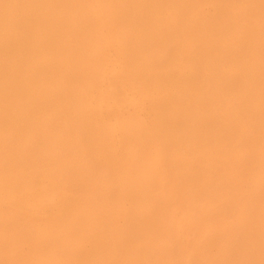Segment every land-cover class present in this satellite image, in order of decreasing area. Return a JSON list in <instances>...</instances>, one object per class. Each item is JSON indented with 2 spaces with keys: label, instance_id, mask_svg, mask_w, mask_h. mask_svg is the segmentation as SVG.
I'll return each instance as SVG.
<instances>
[{
  "label": "rangeland",
  "instance_id": "obj_1",
  "mask_svg": "<svg viewBox=\"0 0 264 264\" xmlns=\"http://www.w3.org/2000/svg\"><path fill=\"white\" fill-rule=\"evenodd\" d=\"M49 1L50 0H47V2H46V0H43L42 3L43 2L48 3V6L44 5V7H46V6L49 7V11H50L49 13L51 14L49 16V18H50V20H51V18H52V20L54 19L53 23L55 24L54 25L55 27H56V24L58 26V28L54 29L56 31V32H54V34L58 33V31H59V34L58 35L55 34V36L57 35V36H59V39L61 38V40H59L60 44H58L57 49L63 47L65 44L69 43V44L65 45L66 47H64L65 48L64 51L61 50L64 48L60 49L61 51H63L62 57L59 56L58 58L57 57H55V58H56V60L58 59V61L60 63L63 62V64H64V62H66L67 64H69L70 67L68 66V68H70V69L72 67L71 66V63H72V65L74 67H72L73 69H71V70L74 71L75 75H77V74L79 75V77L76 76L75 78L79 79L82 77L85 80L79 79V81L78 80L75 81V80H73L74 79L73 78V79L67 81V82H71V83H68L69 87L64 86L65 84L67 85V83H65V82H62V84H60L61 82H59L58 85H60V86L53 85V84H49V85L47 84L48 86L51 85V88L50 87L49 88L52 91L60 88L61 91L63 92V90H66L65 87H67L68 92H66L67 91L66 90L65 91L66 94H69V93H70V95H72L73 93L74 94L70 97V95L69 96L66 95L65 92H63L65 94V95H63V93L60 92V89H58L59 91L56 90V91H58V93L53 91L56 95L59 94L58 95L59 99L56 100L55 105H52V106L47 105L46 109L48 111L46 110V113H44L45 111L43 110V108H42V113L40 110L39 111L37 110L36 113L35 112L30 113L31 117H32V115H34V117L42 116V118H40V119L42 120V122L44 121V123L46 124L47 127L44 126L45 125L44 123H42V124L40 123V125L38 124V126L39 127L42 126L44 128L41 127L40 129H37L38 126L36 127V122H41V120L38 118V121H36V118L30 117V120H29L30 122H32L31 120H33V119H35L33 122H35V121L36 122H35V124L34 123L31 124L29 122L27 127L28 128L32 127L31 131L36 130L34 133L38 132V133H36L37 135L36 134L34 135V133H33V135H32V133H29L28 132L29 130L27 129V127L25 129H27L28 131L27 130H25V131L20 130V131H22V132L24 131V132L28 133V134L25 133L23 135L24 137L35 136L36 139L29 138L28 139L29 141H28L27 137H26L25 141L26 140L27 141L24 142V137H22V132H20L21 136L19 133V136L22 137L23 141L18 138L19 137L18 135L16 136L17 138L13 137L11 135L12 133H10V132L12 131V129L9 132H8V129H5L7 127H3L0 129V159L2 160V163H0L1 164L0 165V183L2 182L0 184V186H1L0 187V222H1L2 218L4 219V217H5V221L8 222L7 225L5 222H3L4 220L0 223V225L3 224L0 226V260H1L0 264H13V263L14 264H20V262H22L21 260L25 261L27 264H30L31 261H32V263L35 262V264H264V138H263L264 137V132H263L264 127L262 129L263 131L260 132L261 129L259 130V128L264 126V124L262 123V122H264V116H263L264 115V106H263L264 103L261 102V100L264 99V97H263L264 96L263 95L264 94V29L262 30V28H264V23H263L264 22V20H263L264 15H263V13H261V11L264 12L263 11L264 10V0H263V2H262V0H260V1L258 0L259 3L257 2V0L256 1L255 0H250V1L247 0L249 3L246 0H243L246 3H244L242 0H236L239 3V5H235L236 1H234V0H230L231 1L230 3L228 0H225V1H227L226 4H225L224 0H222V1L221 0H204V1L199 0L200 3L198 2V0H196V1L195 0H183L184 2L179 1V0H176V1L175 0H168L170 2H167V4L165 3V5H163V2H166V0H163V1L162 0L161 1L160 0L159 1H156V0L152 1L151 0V3L153 5L156 4L155 7L153 5H151V7H153V8H150V10L152 9L151 12H149V9H148L144 13H140V12H142V11H140V12L135 13V15L131 14V13L121 12L122 9H120L119 5H121V7L124 5H125V7H127V4H128L127 3L128 1L123 4V2H125L124 0H123V2H122V0H121V2H120V0H118V3L116 2L117 0H114V1L110 0V2L111 1L115 2V3L111 2L112 4L108 0H101V2L99 0H88L90 2V4L88 1L85 2V0H84V2H85L84 3L83 0H79L80 3L81 2L84 3V4L81 3V5L77 0H75V1L72 0L74 3L71 0H68L69 3L66 2L67 0H63V1L57 0V2L60 1L59 3H57L56 0H51V2H49ZM54 1L56 3H52ZM61 1L63 2V4L61 3ZM223 1H224V3H223ZM105 2H109V3H105ZM185 2L187 3V5ZM232 2H234V4ZM250 2L254 3V5L251 4ZM60 3L63 6H61ZM77 3H79V4H77ZM86 3L89 7L86 5ZM103 3H105V4H103ZM191 3H194V4H192V6H190ZM201 3H202V5H201ZM242 3H244V4H242ZM255 3L257 5H259L260 7L257 6ZM51 4L52 5L56 4V6H58L59 8L57 7L58 8L57 9L56 6H52ZM207 4H209V5L213 4V5L209 6ZM247 4L250 5L251 9L252 8L254 9L255 7L257 9V7H258L259 9H261V11H259L258 9L257 10L254 9V12H252L253 9L251 11V9H249V6H247ZM68 5L70 8H72L74 13L72 11H69L70 8L68 9V7H66ZM82 5H83V8L81 9L80 7H82ZM111 5L113 8L111 7ZM113 5H115V6H113ZM117 5H118L119 9L117 8ZM193 5H195V7ZM204 5H205V7H204ZM221 5H223V7H221ZM226 5H227V7H226ZM103 6H107L108 8L103 7ZM156 6H157V8H156ZM158 6L159 7L161 6V7L159 8ZM188 6H190V8L192 10L198 6L195 11L193 10L194 12H196L197 10L198 11L196 13H194ZM230 6H232V8H234V9H232ZM241 6H242V8L240 9ZM252 6H255V7H252ZM53 7H55V9ZM61 7H63V8H61ZM100 7H102V8H100ZM114 7H116V8H114ZM125 7H122V8H125ZM166 7H167V9H166ZM225 7L227 9H225ZM88 8H90V9H88ZM91 8H93V9H91ZM179 8H181V9H179ZM61 9L62 10L64 9L63 14H64V12H66V14L68 11L71 12V14H70L71 16L69 15V13L67 14V16L65 14L63 16ZM85 9H86V11H85ZM101 9H103V14L101 13V11H102ZM159 9H160V11H159ZM163 9H165V10H163ZM189 9L191 11H189ZM230 9L233 11L235 10V11L233 13H231L232 11ZM83 10H84V12H83ZM109 10H111L112 12ZM117 10H120L119 15H118ZM199 10L201 13L199 12ZM236 10H237V12L238 11L239 12L237 13ZM53 11H54V13H52ZM57 11H59V13L61 12V15L64 18L66 16V18L64 19L60 14L57 13ZM76 11H78V13ZM115 11L117 14L115 13ZM174 11L177 12V14ZM243 11L245 14L247 13L246 14L247 17L252 16L251 14L253 13L254 17L253 16L252 17H253V19L254 18L255 19L254 20L251 19L252 17H249L250 19L249 18L247 19L246 16L240 17V16L245 15L243 13ZM245 11H247V12H245ZM105 12H107V13H105ZM109 12H111V14L114 16V18L110 17L111 19H108L109 16L111 15V14H109ZM152 12H154V15ZM218 12H219V14H218ZM240 12L243 15L240 14ZM248 12H249V14H248ZM259 12L261 13V15L259 14ZM92 13H93V15H92ZM95 13H97V14H95ZM120 13L122 16L120 15ZM138 13L143 14L142 15L143 17L140 16L141 19H143V24H140V22H142V21H139V19H140L139 15L140 14L137 15ZM148 13H150V14H148ZM151 13H152V15H151ZM169 13H172V14H169ZM198 13H200L201 15ZM80 14H81V16H80ZM84 14H85V17H83ZM144 14L147 15L145 17V19H147V21L144 19ZM168 14L172 17L169 18ZM180 14H182V15H180ZM232 14L234 16L237 15L236 16L237 18L235 17L236 18L235 19ZM238 14H240L239 18H238ZM53 15H55V16L57 15L59 17L55 18V16H53ZM72 15L75 17H78V18L80 17V19H77V18L73 17ZM107 15H109V16H107ZM117 15H118V17H117ZM123 15H126V16H123ZM130 15L131 16L133 15V16L131 17ZM136 15L138 17H135ZM219 15L221 16L220 27L219 28L211 27V25L209 24L210 21L212 19L218 17ZM225 15L227 18L224 17ZM69 16L73 17L74 19L72 18V20H70L71 18ZM93 16H96V17H93ZM154 16H156V17L158 16L160 19L158 18L159 20H157V18ZM196 16H198L200 18H198ZM261 16H263V17H261ZM67 17H68V19H67ZM127 17L129 19L134 18L133 21H135L137 19L134 24H138V25L142 26V28L140 27L139 29H136V30L133 29L131 27L133 21L128 20ZM187 17H190V18L188 19ZM202 17L204 19V22L202 20ZM257 17H259L260 20H262V21L257 19ZM195 18L197 20L199 19L198 23L200 22V23H202V25H200V23L197 24V21ZM95 19H97V20H95ZM116 19L118 20V22ZM119 19H120V21H119ZM162 19H163V22L161 21ZM164 19H166V20H164ZM175 19H177V20H175ZM193 19H194L195 23H194ZM205 19L207 21H205ZM60 20H61V23L58 22ZM67 20L70 21V23L71 22L72 23L71 24L68 23ZM73 20L75 22L77 21V23H74V25L77 24L76 27L73 25ZM153 20L157 23V25L154 24L155 22ZM172 20L174 22H176L177 24L174 23ZM55 21H56V23H55ZM65 21H66V23H64ZM102 21H103V23L104 22L105 23L103 24ZM145 21H146V23H145ZM165 21H166V23H165ZM79 22L81 24L83 22L84 23H83V25H80ZM86 22H87V25L85 24ZM169 22H171V23H169ZM236 22H237V26H236ZM246 22H248L247 25H248V27H250L249 30H247L248 27L246 25ZM257 22H259V25L257 24ZM101 23H102V25H101ZM111 23L113 24L114 28L111 27L112 26ZM118 23L120 24V26L123 24L121 26V28L126 24V26H125L126 30L124 29V27H123L124 30L120 29V26L117 25ZM128 23H129L130 27L127 30ZM167 23H169V24H167ZM249 23H250V25H249ZM60 24H61V26H60ZM65 24H67V25H65ZM166 24H167V27L169 29L167 27H165ZM208 24L210 27L208 26ZM261 24H262V27H261ZM63 25H65V26H63ZM90 25L92 28L90 27ZM94 25H95V27H94ZM116 25H117V27H116ZM193 25L194 26L197 25L196 28L199 26H202V27H200V29L199 28L195 29V27ZM240 25L244 26L245 28L244 27L241 28ZM156 26H158V27H156ZM161 26H162V28H160ZM65 27L68 29V30H66L67 35L65 34V31H63V30H65ZM85 27L89 28V29L86 30ZM163 27H165V29H163ZM251 27H253V28H251ZM70 28L71 29L73 28L75 30L74 31L72 29L74 32H76L77 29H78L77 32H79V33L82 31L81 33L83 35L86 33L89 34V35L86 34V37H85V35L83 37V40L86 39L87 41L85 40L86 41L85 42V41L81 40V37H82L81 33L79 34L80 36L77 35L78 33L77 34L74 33L73 35L76 34L78 37L76 35H75L76 37L75 36L73 37V35H72L73 32ZM80 28H82V29L79 30ZM180 28H181V30L179 31ZM205 28H206V30H205ZM254 28H255V30H254ZM60 29H62V31L64 32L65 35L61 32ZM101 29L103 30V32H101ZM172 29L173 30L175 29V30L173 31ZM251 29L254 32L251 31ZM83 30H85L87 32H83ZM117 30H120V31L118 32ZM211 30H212V32H214L213 34H215V37L213 36ZM155 31H157L159 34L158 33L156 34ZM176 31L179 32L180 34H177ZM200 31L203 33V35ZM250 31H251V33H250ZM125 32L127 34L129 32L130 33L132 32V33L129 34L130 37H129V35H127L128 36L127 37L126 34H124ZM137 32H138V34H137ZM146 32H148L149 34L148 33L146 34ZM245 32L246 33L248 32L247 35H245L246 34ZM255 32L256 33L258 32L259 34L258 33L256 34ZM103 33H104V35H103ZM116 33L118 34V36ZM142 33H143V35H142ZM161 33L165 34L166 35L165 37L167 39ZM174 33H175V35H173ZM132 34H133V36H131ZM151 34H152V36H151ZM205 34L209 35V36L205 37L206 36ZM251 34H252V36L254 35L253 36L254 38L250 36ZM139 35L140 36L142 35L143 37L145 36V38H143L142 36L140 37ZM146 35L148 37H146ZM189 35H191V36H189ZM196 35H199V37L197 36L198 37L197 38ZM235 35H236V37H235ZM71 36H72V38H70V39H73L72 42H71V40H69V37H71ZM94 36H96L97 38H95ZM171 36L174 38H172ZM177 36H179L180 39ZM62 37L67 42L64 40L65 42L63 41L64 43L62 42L63 43L62 44L61 43ZM132 37H134V38L132 39ZM194 37H196L198 41L196 40V38L192 39ZM209 37H210V39H209ZM212 37H214L213 40L214 39L217 40V44H219V42L222 41L221 42L222 44L221 43L219 44L221 49L218 47L217 44H214L216 42L211 40ZM77 38H79V39H77ZM89 38L90 39L92 38V39L90 40ZM109 38H110V40H109ZM137 38H138V40H137ZM142 38H143V40H142ZM146 38H148V39H146ZM160 38H161V40H160ZM255 38H257V39H255ZM74 39L79 40V41H74ZM120 39H122L123 41L125 40V42H121L122 40H120ZM176 39L178 41H174ZM201 39H203V40H201ZM92 40H93V42H92ZM108 40L111 44L112 43L113 44L112 45L110 44V46H108L109 45V42L107 44ZM159 40L161 41V44H160ZM185 40H186V42L184 45L183 41H185ZM206 40H208V41H206ZM82 41L84 43H80ZM88 41L90 43H88ZM130 41H131V43H133L135 45V46L133 45L134 47H137L139 50L142 51L143 54H140L139 55L140 57L143 58L144 54H148V57H146V56L144 57L147 60H144V58L142 60L140 57L137 58V59H139V61L137 63H143V62L146 63V61H148V60L150 62V63L148 62V67L149 66L150 67L144 71L145 73L143 72L145 74V76L143 75V73L135 74L137 72L132 74L128 68V67L131 68L134 65V61H133L134 59L131 60L130 56L128 55L129 48L126 47V46L133 47L132 44L130 43ZM205 41H206V44H205ZM230 41H232V42H230ZM73 42H74L75 46L78 45L77 46V48L79 49L78 52H72L74 50L75 51L78 50L77 48L74 47ZM75 42L76 43L79 42V43H77V45H76ZM97 42H98V44H97ZM149 42H151V44H152V42H154V43L152 45H149ZM167 42H169V43L172 42V44L171 43L169 44ZM177 42L178 43L180 42L179 44H181L180 46H182L183 50L180 49L181 47L179 48V46L177 45L178 44ZM91 43H92V45H90ZM118 43H120V45H117ZM123 43H125V44H123ZM126 43H128L129 45ZM186 43H188L191 46L189 48H187L189 45ZM191 43H193V44H191ZM231 43H233V44H231ZM235 43H237V44H235ZM79 44L80 45L82 44L81 46H83V44H84V46H83L84 48L80 47ZM85 44H86V46H85ZM145 44H147L148 45L147 47H149V48H145L146 47ZM154 44H155V46L157 45L159 47H157V46L155 47ZM165 44L168 46H166ZM203 44L204 45L209 44V45H208V47L207 46L205 47ZM238 44H239L240 49L242 48V50H239ZM87 45H89V46H87ZM95 45L99 48H97ZM102 45L104 46V48ZM106 45L110 48V50L108 47H106ZM161 45L162 46L164 45L165 47L163 46V48H162ZM169 45H172V46H169ZM174 45H175V47H178V48H175ZM151 46H153V47L151 48ZM192 46H194V48ZM226 46L227 47L229 46V49H231V48L234 49V47H235L236 51L234 50V51H231L232 53H230V50L228 51V50L223 49V47L228 49ZM86 47L87 48L89 47V49L91 51L95 48L92 51V53L93 52L95 53L94 58L92 56H90V55H92V53H90L91 51L87 49L88 52L90 51L89 52L90 54L89 53H87V54L90 56V58L92 57V59L95 60L94 62L92 61V64L97 62L95 64H97L98 67L97 68H95L96 66L93 67L94 68L93 70H90V63L91 62L90 63L88 62L89 66L86 63V59H85V57L87 56ZM115 47H116V50H115ZM119 47L121 49H119ZM124 47H125V50H123ZM210 47L213 49H211ZM30 48H31V46H30ZM153 48H157L156 51L158 50V52H159V50L160 51L163 50L164 52L161 51V54L158 53V54H160V56H158V54L153 53L155 55L154 56L152 54V52H155V53H157V52ZM164 48H168L169 51H168V49H164ZM192 48H193V50H192ZM196 48H198V49H196ZM69 49H71L72 51H70ZM82 49L83 50L85 49V50L83 51ZM176 49H178V50L180 49V51H178ZM184 49L187 50V52H185ZM208 49H211V50L207 51ZM108 50H109V52H108ZM126 50H128V51L126 52ZM195 50H196V54H194ZM80 51H83L85 56H84V54H82L83 52L80 53ZM102 51L104 54L102 53ZM141 51H139V53H141ZM170 51H174V52L177 51L176 53H178V55L180 52L182 53L184 51L185 53L184 52L183 53L185 55L187 53V55H186L187 57L184 56V54L181 55V57L177 56L176 53H175L176 55L172 54L174 52H172L170 54L169 53ZM240 51H241V54L238 55V53ZM242 51H244V53H242ZM97 52H99V53L96 54ZM120 52H122V54H120ZM165 52L169 53V56H171V58L173 60L168 56V54L165 55L164 54ZM191 52H194V53H191ZM200 52H201V54L204 53L203 55L206 54L204 56V58H202L203 55L201 57V54H199ZM207 52L209 54L211 53V54H218L219 55L220 58L217 55L218 58L213 59V62H215V63H218L220 59L224 60V61L226 60V62L228 64L225 65V67H224L225 70H223V72L225 74H228L229 79H226L225 81L223 79V81H222V78L220 77V75L217 73L215 68L212 67L215 64L209 59ZM226 52H227V55H226ZM65 53L66 54L70 53V54L65 56L64 55ZM73 53H76V54H73ZM94 53H93V56H94ZM105 53H107V55ZM81 54L84 57L82 56V58H81V56H80ZM197 54L200 56V59H198L199 57ZM220 54L224 55L223 57H226V58L223 59V57ZM232 54L238 58H235ZM235 54H237V55H235ZM242 54H244V55H242ZM246 54H247V56H246ZM33 55L28 57V59L30 58L29 59L30 61L29 60L27 61L28 65H30L32 62H35V60L38 58V57L35 58V56H33ZM78 55L80 57H78ZM100 55H102V56H100ZM161 55H163V56H161ZM192 55H195V57L197 56L196 58L198 60L194 56H193L194 58H192L191 57ZM47 56L44 55L43 57L38 58L39 60L38 59L36 60V61H40L42 63L46 62V65L44 63L42 64V65H44V66H42L44 68V71L46 69L45 67H47V62L55 59V58H53L50 60V56L49 55H47ZM73 56L75 58H73ZM89 56H87V59ZM164 56H166V57H164ZM183 56L186 57L187 59L184 58ZM231 56L233 57L234 60L231 59L232 58ZM239 56L240 57L246 56L245 58L246 59L248 58L249 61H247L246 59L244 60L243 57L240 58ZM44 57L47 60H44ZM65 57H66V59H64ZM149 57H150V59H149ZM152 57L156 60H154ZM159 57H161V58H159ZM90 58L88 59L89 61L92 60V59L90 60ZM239 58L242 62H239L240 61V60H238ZM83 59L85 60V62ZM96 59H101V60L99 61ZM184 59H186V60H184ZM202 59H204L205 61ZM217 59H218V61H217ZM200 60H202L204 62H202ZM252 60H254V61H252ZM80 61H82V62H80ZM128 61L129 62L131 61L133 64L130 62L131 65H129L130 63H128ZM136 61L137 60H135V62ZM75 62H80V63H79V65L77 63V65L75 66V64H76ZM83 62L87 65V68H89V70L92 71L93 73H90V71L88 69L87 70L85 69L86 65ZM156 62H158V63H156ZM170 62H172V63H170ZM198 62L200 63V66H202V64H203V66L200 67ZM235 62L236 63L239 62L241 64V66L239 63H237V64H239V65H237ZM243 62L246 63V65H247L245 67V68H247L246 71L244 70V67L242 66V64L244 65ZM81 63H83V64H81ZM98 63L100 65H98ZM121 63L123 65H125L126 68H125V66L123 67V65ZM173 63L176 65V67ZM208 63H210V64H208ZM229 63L232 64V67H231V65H229ZM250 63L251 64L254 63V65H256V66H254V68L257 67L256 68L257 73H258L257 76L255 75L256 69H254ZM92 64H91V66L95 65V64H93V65ZM156 64H160V65L157 66ZM179 64H180V66H179ZM195 64H197V65H195ZM83 65H85V66H83ZM146 65H147V63H146ZM152 65L154 67H158V69L154 68ZM170 65L172 67L173 66L175 67V68L173 67L174 70H171L173 68ZM193 65H195V66H193ZM209 65L211 66V68ZM235 65L237 67H235ZM77 66H79V67L77 68ZM82 66L85 68H81ZM238 66L240 68L242 67L241 71L243 69V71L245 73L244 72L238 73V72H241V71H239L240 69L237 70V68H239ZM160 67L164 68L166 71L168 70V72L164 71V69H162L163 70L162 71ZM168 67L170 69H168ZM178 67H181V68H178ZM79 68H81V69H79ZM188 68L190 71L188 70ZM196 68H199V70L203 69L200 71L201 76H202L201 82L202 83L204 82V84L206 86L205 87V93H204L203 97L206 94L207 96L210 95L208 101L212 102L213 100H215L214 102H212L213 104L210 102L212 105L210 104L209 109L207 108L208 113H206V115L207 114L209 115V113H210L211 114L210 116H213V117L215 116L213 123H215L214 124L215 127H217V128L219 127L218 129L217 128L215 129L213 124L210 127L209 126L208 127L201 126L200 122L199 123L197 122L198 124L196 126L198 128H196L195 125H193V124H196V122L193 121L192 124L190 123V120L192 118L188 117V115H185V118H184L183 114H180L179 112L176 114L177 116L175 115V117H174V114H172L173 110L171 111V118H170V112H166L168 115V118H170L167 121L161 120L162 118H160L161 113H164V110L169 111L168 102L166 100L167 99L166 95L170 94L172 97V94H174L176 90L174 87L168 93H167V91L165 92V90L163 88L157 87V84L154 83V81L152 80V77L154 75H158V74H162V75L167 74V73L173 74L176 71L177 72V73L175 72L176 74L174 73L173 75H171L172 76L171 78H175L177 76L176 77L177 79H175V80L172 79L176 82H173L171 80V84L168 83V85L170 84L169 86H171V85L175 84L174 86H176L177 83L187 85L190 82L188 77H190L191 71H193ZM248 68H250V70ZM153 69L158 70L157 71L158 73L156 71H153ZM208 69H209V71H208ZM212 69H214L213 71H216V72H213ZM76 70H78L77 74H76ZM84 70H86L85 72L87 75L85 74ZM150 70H151V72H150ZM159 70H160V72H159ZM205 70H206V72H203ZM251 70L255 71V72H252ZM47 71H48V68L45 71V73L48 74ZM94 71L96 73L98 71L99 72L96 74ZM180 71L183 73H181ZM83 72H84L83 76L82 75L80 76V74ZM251 72H252V74H251ZM179 73L181 74L182 77H184L186 75L185 78H182L181 76H179ZM211 73H213V74L211 75ZM232 73L235 76H236V74H238L237 75L238 78L243 76L242 78L237 79V81H239L237 84H236L237 81L234 82L235 84L232 82L233 80L231 77L234 76ZM93 74L96 75V76L94 75V79L92 76ZM214 74H216L217 76L219 75V76L218 77L216 75L213 76ZM84 75L86 77H88L89 79L85 78ZM125 75H127V76H125ZM245 75H247V77ZM127 77H129V78H127ZM178 77L179 78L181 77L182 80L179 79ZM205 77H207V78H205ZM211 77L212 78L217 77V78H215V80L220 78V80L223 82L224 87L222 85V82L219 80L216 82L217 83L220 82V83L212 84L214 79H212ZM244 77H245L246 81L243 80ZM90 78L93 79V80H91V81H93L92 83H94V81H95L97 85L94 83L95 84V86H94L91 83ZM253 78L255 79V81ZM256 78H257V82H256ZM140 80H141V82H139ZM183 80H185V81H183ZM203 80H205V81H203ZM240 80H242L243 83H242V81L240 82ZM72 81H73V83H72ZM179 81H181V82H179ZM206 81H208V82L205 83ZM209 81L211 82L210 85H209ZM78 82L80 84L79 87L76 85V84H78ZM230 82L233 84H231ZM244 82H246V84ZM84 83L86 85H87V83H89V84L86 86ZM90 83L92 84L91 86H90ZM226 83H229V84H226ZM255 83H256V85L259 83L260 86L259 85L255 86L254 85ZM71 84H74L78 89L75 86L73 89V86ZM81 84L84 85L83 89H85V87H86L85 90L82 89ZM47 85H45V86H47ZM48 86H47V88H48ZM53 86H55V87H53ZM56 86H57V88H56ZM62 86L65 89L61 88ZM93 86H94V88L91 89V87H93ZM196 86L199 87V85H196ZM226 86H228V87H226ZM52 87L55 89H52ZM70 87H72V89H73L72 92H70V90H71ZM96 87H98V88L96 89ZM49 88L47 89V91H51ZM75 88L77 91L75 90ZM87 88H89V89L87 90ZM209 88H210V90H209ZM219 88H221L222 90H220ZM234 88H235V90H234ZM256 88L258 89V91L256 90V92H254V90ZM199 89H201V88L199 87ZM199 89L195 88L194 90L198 91ZM231 89H233V91ZM89 90L90 91L93 90V91H91L92 95H91V92H90V94L88 93ZM167 90H169V88ZM216 90H218V91H216ZM85 91H87V93H88V97H86V98H85V96H86ZM223 91L226 94H223L222 93ZM229 91L231 92L230 94H229ZM236 91H237V93H236ZM239 91H240V93L241 92L242 93L240 94ZM76 92H79V93H76ZM81 92H82L83 96L81 95ZM160 92H161V95L159 96ZM206 92H208V93H206ZM227 93L229 94V97H226V96H228ZM248 93H249V96H250V94L253 93L251 95L252 97L251 96L248 97L247 96ZM78 94L80 95V97L82 96V98H80V100L83 98H85V99L80 101L78 98L79 97ZM211 94H213V96H211ZM219 94H221V96ZM231 94H233L235 96L239 94L238 96H236L238 99H236ZM242 94L244 95V97L246 95L247 98L251 101V103L249 100H247L246 97H245V99H243L244 97ZM256 94L259 95V97H256V98H260L261 96L263 97L260 99L259 102H256L258 99H254L255 97H253V95L257 96ZM61 95H62V98H61ZM75 95L77 96V98ZM240 95H242L241 98L244 101L247 100L248 102L247 101L246 102L250 103V104H248V106H247L246 102L244 104L243 100L239 99ZM219 96L221 98L224 97L223 100H221V98ZM72 97H74V98H72ZM158 97H159V99H158ZM225 97L227 98V100L225 99ZM70 98H72L74 101L76 100L75 103ZM92 98H93V100H92ZM233 98H235L238 101L240 100L239 102H241L240 103L241 106L239 105V102L235 101V99H233ZM65 100L67 101L66 103H68L66 105H65V103H63V101L65 102ZM77 100H79L80 102ZM91 100H92V104H91ZM232 101H234V103L231 104L230 102H232ZM252 101L255 103L256 106L255 105L252 106V103H253ZM76 102H78V103H76ZM88 102H90V104ZM224 102L228 103V106L226 104H224ZM72 103H74V104H72ZM79 103H81L80 105H82V106L78 107L76 105V104L79 105ZM83 103L85 104L84 106H83ZM257 103H260V105ZM217 104H219V106H222V108L230 107V109L232 108L231 106H233V107L235 106V108L237 107L236 109H238V106H239V108L241 107L242 111H240V110L237 111L236 109H231V111H230V109L226 108L229 111L228 112L226 110V113H227L226 116L228 118H230V116L228 114L229 113L231 114V117H232V119L230 118V120L232 121L231 122V121L227 120L225 117H223L222 115H220V112L218 111L219 107L217 108V106H218ZM236 104L238 106H236ZM243 104L246 105L247 108ZM73 105L74 106L76 105L78 108L76 107L74 109ZM87 105H88V107H87ZM213 105H216V106H213ZM92 106L94 108H92ZM47 107H49L50 109H48ZM212 107H214V109L217 111H215ZM243 107H245V110ZM255 107H257L258 110ZM88 108H90V109L92 108L91 110H93V111H90V112H92V114L94 113L93 116H95V118H93V116L91 115L90 112H89V114L87 113L88 110H90ZM222 108L220 107L219 110L224 112V110H222ZM254 108H255V110H254ZM247 109H250L251 113H248L250 111ZM64 110H65V113L63 115ZM234 110L237 111V112H235V114L237 116L236 115H234V116H236L238 118H234L232 116L233 114L231 112L234 113ZM246 110H247V113L249 115V118H248V115L245 114ZM82 111H84V112H82ZM158 111H160L161 113ZM255 111L257 114H255ZM72 112H73V116L70 114ZM75 112H76V116L80 115L82 117L81 120L75 119V117H74ZM213 112H214V114H213ZM240 112H242V113H240ZM253 112H254V115L252 114ZM260 112H262V114ZM166 113H165V115H166ZM199 113H201V112H199ZM199 113H198V115L201 116V114H199ZM217 113H218V115H217ZM239 113L241 114V116L239 115ZM259 113L261 115H259ZM30 114L28 116H30ZM51 115H53V116H51ZM55 115L57 116L58 119H61V120L60 121L57 120L55 118ZM64 116L72 119L71 123H68L69 121ZM88 116L91 117L90 121H89L90 117H88ZM172 116L174 118H172ZM180 116L182 117L181 119L179 118ZM243 116H245L246 118H244ZM250 116L253 117L254 119L251 118ZM240 117L243 119L240 120L239 119ZM260 117L263 120L260 121V119H261ZM85 118L88 119L89 123H85V122H88L87 119L85 121L83 120ZM92 118L94 119V121ZM257 118H259L258 121H257ZM44 119H47L49 121L44 120ZM63 120H65V121L62 122ZM77 120H78V122H76ZM170 120H172V123L170 122ZM178 120L181 122L183 120V122L180 123V122H178ZM220 120L222 122H220ZM57 121H59V122H57ZM73 121H74V123H72ZM81 121H84V122H81ZM159 121H161V123ZM215 121H217V122H215ZM251 121L252 122L255 121L254 123L256 125H253V123ZM47 122H49V124H47ZM94 122L98 125L99 128L101 127V129H97L98 127ZM167 122L169 124H165ZM227 122H229V123H227ZM233 122L238 123V124L236 125ZM55 123H59L60 125L65 124L62 128H61V126H59L60 129L57 126L58 124L56 125V127L59 129L58 130L59 133L62 130L61 134H63V135L58 134V131L55 128ZM67 123L69 125H67ZM91 123L93 126L91 125ZM179 123L181 126L184 124L182 126V128H177L178 126L180 127ZM230 123L231 124L233 123L232 125L234 126L235 130H233V131L228 130L227 126H229ZM239 123H240V125H239ZM241 123H243L245 127H247L250 123L251 124L246 129L243 125H241ZM52 124H54V126ZM75 124L78 125V128H77V125H75ZM216 124L217 125L220 124V125L217 126ZM231 124H230V126H231ZM48 125H50V127ZM70 125L72 127L73 126L74 127L72 128ZM83 125H85V126H83ZM259 125H261V126L259 127ZM33 126H35L36 129ZM80 126H82L81 131H83L84 133L81 132L80 130L78 131V129H81ZM90 126L93 127L90 130V132H92V133H90L88 131V133L85 134V131L87 132V130L90 129V128L88 129V127H90ZM94 126L96 128H94ZM156 126H157V128H156ZM169 126H170V129H169ZM189 126H190V128H189ZM237 126H239V127L242 126L241 128L238 127L239 131L236 128ZM48 127H49V130H51V131H49L47 129ZM85 127H86V129H85ZM185 127H187V128H185ZM202 127H204L205 130L202 129ZM22 128H24V127H22ZM63 128L65 129V132H64ZM67 128L69 131L67 130ZM4 129L6 132L5 135L7 134L6 136L4 135V132H2V131H4ZM96 129H97V131L98 130L99 131L97 132ZM94 130H95V132L93 134ZM101 130H102V132H101V136H100L99 132ZM193 130L197 131L196 132L197 136H195V134L193 133L194 132ZM202 130H204V132ZM207 130L209 131L208 134L209 133L210 134L206 136ZM225 130H228L229 132H227V131L225 132ZM249 130L251 132L253 131L252 132L253 134H251V132H249ZM54 131L57 132L58 137L61 136L60 139L56 136V132H54ZM103 131H105V132H103ZM184 131H187V132L184 133ZM200 131H202V133H198ZM51 132H53V134H55V137H53ZM76 132H78L79 134L78 133L76 134ZM177 132L180 135L179 134L177 135ZM181 132H183L184 135H183V133L181 134ZM218 132H220V134ZM222 132L226 136H224ZM45 133H49L50 135H52L51 137H53L54 139L56 138L57 142L54 139H52L51 137H50L51 138L50 139L49 138L50 135L45 134ZM64 133L72 135L71 137H73V138H70V136H66ZM73 133H74V136H73ZM170 133L173 134L174 137H172L173 135L171 136ZM244 133H245V135L246 134L247 135L246 136L244 135V137H243L242 135ZM258 133L261 135H258ZM29 134H31L32 136ZM198 134L199 135L203 134V136H199ZM227 134H228V136H227ZM231 134H232V138L229 136ZM236 134L237 135L239 134L236 137L237 139H240V140H238L239 141L238 143L236 141L237 139L234 138V136H236ZM44 135H47L49 139L46 136L44 137ZM85 135H86V137L88 135V137H87L88 139H86V137L85 138L83 137ZM96 135L99 136V138L101 139V140L99 139V142H98V139H96ZM11 136L14 138V140L17 139V141L18 140L19 141L15 142L13 140V138L11 139ZM62 136H64V137H62ZM78 136L80 137L79 139H78ZM91 136L92 137L94 136L97 141L94 140V137L90 138ZM104 136H105V138H104ZM139 136H140V138H138ZM142 136H144V137H142ZM163 136L166 138V140ZM204 136H206V137H204ZM247 136H249V137H247ZM141 137H142V139H141ZM160 137H162V140ZM202 137H203V139H202ZM227 137H230V140L233 139V141L232 142L230 140L228 141L229 138H227ZM245 137L250 138L251 140L250 139L246 140ZM62 138L64 140L61 141ZM144 138H146V140H144ZM149 138H150V140H148ZM255 138L256 139L258 138V140H256ZM74 139H76V141ZM91 139H93V140L91 141ZM205 139H207L208 141ZM72 140H74V141H72ZM83 140H85V141H83ZM151 140H152V142H151ZM209 140H211V142ZM221 140H223V141H221ZM245 140L247 143L244 142ZM79 141H81V142H79ZM87 141H90V142H87ZM101 141L103 144L100 143ZM158 141H160L161 143ZM171 141H172V143H171ZM186 141H188V142H186ZM234 141H236V142H234ZM19 142L20 143L22 142V144H20ZM212 142H214V143H212ZM257 142H258V144H257ZM78 143L82 147L79 146ZM82 143H83V145H82ZM193 143H194V145H193ZM207 143H209V145L211 147L208 146ZM224 143H226L225 145H227L229 143L227 145V147H229V145L231 144L233 149H231L232 147L230 146L231 148H227V149H229V151H228L225 148ZM234 143H235V145H234ZM87 144L89 145V147ZM244 144H246V145H244ZM71 145H73V147L76 145L75 147L77 149H75V147H74L75 150L73 151V147ZM92 145H93L94 149H95V147L97 148L96 151L93 148H90V147H92ZM100 145H101V147H100ZM178 145L179 146L181 145L180 146L181 148ZM186 145L188 146V148ZM205 145H206V147H205ZM222 145H224V146H222ZM142 146H143V148H142ZM192 146H193V148H192ZM241 146H243V147L245 146V148L243 149V148H241ZM79 147H81V148H79ZM194 147L197 149V152L201 151V153H197L196 149ZM170 148H171V150H170ZM203 148H205V149H203ZM212 148H215V150ZM235 148L237 150H239V148H241V149L239 151H237ZM87 149H89L90 151ZM142 149H144L145 151ZM184 149L188 150V151H185ZM18 150L21 152H19ZM190 150H191V153L189 152ZM222 150H224V151H222ZM225 150L228 151L229 153L226 152ZM16 151H17V153H16ZM214 151L219 152L220 155L215 153V154H217V156H216L214 154ZM230 151H232V152H230ZM108 152H109V154H108ZM203 152H204V154H202ZM211 152H213V154ZM224 152H226V153H224ZM21 153H23V155ZM93 153L97 154L96 155L97 157H94L95 154H93ZM101 153L102 154L104 153L107 155H104V154L102 155ZM164 153H165V155H164ZM206 153H208V154H206ZM222 153H224V154H222ZM15 155H16V157H15ZM91 155H92L93 159H89L88 156H90V158H92ZM218 155H219V157H218ZM225 155H227V156H225ZM107 156H111V157H108V159H107ZM173 156H175L176 158ZM177 156H180V157L177 158ZM109 158L112 160L110 161ZM103 159H105L106 161L105 160L103 161ZM1 160H0V162H1ZM12 164L15 166H13ZM224 164H225V166H224ZM228 164H229V166H228ZM184 165H186L187 168ZM182 167H184L186 170ZM22 168L24 170H26L27 173L24 170H23L24 172H22ZM144 168H145V170H144ZM180 168L183 169L184 171H182ZM19 170H20V172H19ZM144 171H145V173H144ZM32 174H34V175H32ZM35 174H36V176H35ZM45 174L49 178L48 180H47V177H45ZM142 174L144 175V178H143ZM10 175H11V177H10ZM41 175L44 177V179H42ZM19 176L21 177V179L19 178ZM33 176L35 178L39 176L38 182H39V180H40V182L43 180L41 183L47 182L46 184L45 183L41 184L39 182L40 185L43 186V189H42L43 191H40L42 187L39 185V183H36L35 186L30 185V183H31L30 181H32V179L34 178ZM1 177H3V178H1ZM12 177L16 178V181L13 182V180H15V179ZM145 177L146 178L148 177L147 179H149V180H147ZM10 178H12V180ZM17 178H19L20 180ZM22 178L23 179L25 178L24 179L25 181ZM30 178H32V179H30ZM50 179L52 180V182ZM4 180L6 183L5 182L3 183ZM49 181L51 183H49ZM17 182L19 183V185H17ZM7 183H11V184H7ZM12 183H14V184H12ZM4 185H6L7 187ZM37 185H39V186H37ZM141 185H142V187H141ZM10 186L11 187L13 186V188H15V190L13 188H11ZM18 186H19V188H17L18 189L17 190L16 187H18ZM26 186H28V187H26ZM33 187H34V189H33ZM56 187H57V189H56ZM1 188H4V190H2ZM52 188H54V189H52ZM33 193H34V195H33ZM50 196H52V197H50ZM49 197H50V199H49ZM56 197L58 198L57 200H56ZM65 197H66V200H65ZM52 198L55 199V201ZM47 199H49V200L47 201ZM60 199H62V200L60 201ZM71 200H72V202H71ZM67 203L69 205H67ZM70 203H71V206H70ZM64 205H67V206L64 207ZM60 206H61V208L63 207L65 211L63 209H61ZM68 206H69V208H68ZM82 207H83V209H82ZM55 208H57V209H55ZM66 208H68V209L66 210ZM88 208H89V210H88ZM77 209H80L81 211L80 210L77 211ZM66 211L68 213H66ZM55 215H57L56 216L57 220L55 218ZM70 215L72 217H70ZM90 215H92V218ZM74 217H75V219H74ZM83 217H84V219H83ZM85 218H88L89 220H87ZM58 219H59V221H58ZM16 222H19V223L15 224ZM11 223H13L14 225H12ZM9 224L11 226H14V227L12 228ZM61 224H63V225H61ZM4 225H6L8 227H5ZM50 225H52V226L49 227ZM95 225L97 228L95 227ZM101 226L104 229H106L107 233L105 232V230L103 228H101ZM63 228L65 229V231L63 230ZM99 228H101V229H99ZM28 229H31L30 232ZM74 231H76V232H74ZM26 232H28V233H26ZM102 232H104L105 234ZM33 233H35V235H33ZM93 233H95V235ZM102 235L103 236L106 235V236L103 237ZM36 236L37 237L39 236V237L37 238ZM16 237H17V239H16ZM92 237H93V240H92ZM33 238H34V243H33ZM9 240L11 243L10 246L8 245ZM12 241H13V243H15L14 245H13ZM37 241L38 242L41 241L40 244ZM29 242H30V244H29ZM92 242H94L93 243L94 245L92 244ZM100 243H101V246L103 249L101 248ZM3 244H6L5 247ZM41 244H43L42 248H41ZM45 245H46V247H45ZM106 245H108V246L106 247ZM16 246H17V252H16ZM39 246L41 248V249H39L40 251L38 249H36V248H39ZM7 248L9 250L11 248V250L9 251ZM34 248L37 252L35 250H33ZM42 249L43 250L45 249V250L42 251ZM34 251H35V253H34ZM101 251L103 252V254ZM109 251L112 253H110ZM97 252H99L101 255H98ZM14 253H16L17 255L16 254L14 255ZM11 255H12V257H11ZM38 255H40V257ZM114 255H116V256H114ZM7 256H8V258H7ZM9 256H10V258H9ZM15 257H16V259H15ZM33 257H35V258H33ZM100 257H102V258L100 259ZM109 257H110V260H109ZM7 259L9 262H7ZM12 259L13 260L15 259V260L13 261ZM36 260L38 263L36 262ZM103 260H104V262H103ZM107 260L111 263H109ZM115 260H117V261H115ZM17 262H19V263H17ZM23 263L24 262H22L21 264H23Z\"/></svg>",
  "mask_w": 264,
  "mask_h": 264
},
{
  "label": "bare ground",
  "instance_id": "obj_2",
  "mask_svg": "<svg viewBox=\"0 0 264 264\" xmlns=\"http://www.w3.org/2000/svg\"><path fill=\"white\" fill-rule=\"evenodd\" d=\"M42 1L43 0H0V129L1 128H3V127H7V128H5V129H8V132L12 129V131L10 132V133H12L11 135L13 136V137H16L17 135L19 136V133L20 132H22V131H20V130H27L29 133H32V135H33V133L36 131H34L33 129V131H31V128H28L27 126H28V123L30 122L29 120H30V117H31V114L30 113H36L37 112V110L39 111H41V113H42V108H43V110L45 111H43L44 113H46V106L47 105H50V106H52V105H55V102H56V100L57 99H59V94L58 95H56L53 91H55V92H57L58 93V89H60V88H58V89H56V90H58V91H56V90H51L50 88H51V85L50 86H48L49 84H53V85H58L59 84V82H61L60 84H62V82H65V83H67V85L65 84L64 86H67V87H69L68 86V83H71V82H67V81H69V80H71V79H73V80H78L79 81V79L81 80V79H84V78H75L76 76H78L79 77V75L77 74L78 72V70H76V74L77 75H75L74 74V71L73 70H71V69H73L72 67H74L73 65H72V63H71V69L70 68H68V66H69V64H67L66 62H64V64H63V62L62 63H60L59 61H58V59L56 60V58L55 57H59V56H61L62 57V55H63V51L65 50V48L64 47H66L65 45H67V44H69V43H67V44H65L63 47H61V48H64V49H61V48H58L57 49V46H58V44H60L59 43V40H61V38L59 39V36H57L58 34H59V31H58V33H55V34H57L56 36H55V34H54V32H56L54 29L55 28H58V26H57V24H56V27L54 26L55 24L53 23V20H52V18H51V20H50V18H49V16L51 15L49 12V7H47L48 6V3H46L47 2V0H46V2H43L42 3ZM63 1V0H62ZM61 1V3L63 4V2ZM72 1V0H71ZM75 1V0H74ZM79 3H80V1L79 0H77ZM86 1H88V0H85V2ZM100 2H101V0H99ZM109 2H110V0H108ZM114 1V0H113ZM113 1H111V2H113ZM125 2H123V0H122V2H123V4L124 3H126L127 1V7H125V5L124 6H122V7H125V8H122L121 7V5H119L120 6V9H122L121 10V12H123V13H131V14H134L135 15V13H137V12H140V11H142V12H140V13H144L146 10H148L149 9V12H151V10H150V8H153V7H151V5H153L152 3H151V0H124ZM153 1V0H152ZM156 1H159V0H156ZM161 1V0H160ZM163 1V0H162ZM176 1V0H175ZM174 1V2H175ZM179 1H182V2H184L183 0H179ZM196 1V0H195ZM202 1H204V0H202ZM222 1V0H221ZM225 1V0H224ZM224 1H223V3H224ZM229 1V3L231 2L230 0H228ZM234 1H236V0H234ZM243 1V0H242ZM241 1V2H242ZM247 1V0H246ZM250 1V0H249ZM256 1V0H255ZM260 1V0H259ZM49 2H51V0L49 1ZM56 2H57V0H56ZM55 1L54 2H52V3H56ZM60 2V1H59ZM59 2H57V3H59ZM67 3H69V1L67 0L66 1ZM73 2V1H72ZM71 2V3H72ZM83 2H84V0H83ZM84 2V3H85ZM89 2V1H88ZM97 2V1H96ZM109 2H105V3H109ZM110 2V3H111ZM117 3H118V0L116 1ZM120 2H121V0H120ZM167 2H170V1H168V0H166V2H163V5H165V3L167 4ZM198 2L200 3V1L198 0ZM206 2V1H205ZM209 2V1H208ZM215 2V1H214ZM226 2L227 1H225V4H226ZM244 2V1H243ZM248 2V1H247ZM253 2V1H252ZM257 2H258V0H257ZM262 2H263V0H262ZM60 3V5L61 6H63L62 4ZM74 3V2H73ZM79 3H77V4H79ZM82 3V2H81ZM81 3H80V5H81ZM84 3H82V4H84ZM93 3V2H92ZM105 3H103V4H105ZM113 3H115V2H113ZM160 3V2H159ZM186 3V2H185ZM190 3V2H189ZM233 4H234V2H232ZM236 4L235 5H239V3L236 1L235 2ZM244 3H246V2H244ZM244 3H242V4H244ZM249 3V2H248ZM251 3V2H250ZM259 3V2H258ZM43 4V5H42ZM89 4H90V2H89ZM102 4V3H101ZM112 4V3H111ZM120 4V3H119ZM122 4V3H121ZM122 4V5H123ZM172 4V3H171ZM177 4V3H176ZM192 4H194V3H191V5L190 6H192ZM206 4V3H205ZM215 4V3H214ZM241 4V5H242ZM251 4H253L254 5V3H251ZM256 4V3H255ZM261 4V3H260ZM44 5H47L46 7H44ZM52 5V4H51ZM59 5V6H60ZM86 5H87V3H86ZM93 5V4H92ZM156 5V4H155ZM155 5H153L154 7H155ZM169 5V4H168ZM173 5V4H172ZM171 5V6H172ZM184 5V4H183ZM186 5H187V3H186ZM199 5V4H198ZM201 5H202V3H201ZM200 5V6H201ZM207 5H209V4H207ZM211 5V4H210ZM209 5V6H210ZM213 5V4H212ZM211 5V6H212ZM257 5V4H256ZM52 6H56V4L54 5H52ZM88 6V5H87ZM86 6V7H87ZM101 6V5H100ZM108 6V5H107ZM107 6H103V7H107ZM110 6V5H109ZM113 6H115V5H113ZM174 6V5H173ZM178 6V5H177ZM190 6H188L189 8H190ZM194 7H195V5H193ZM247 6H249V9H251L250 8V5L249 4H247ZM257 6H259V5H257ZM262 6V5H261ZM58 6H56V8H57ZM66 7H68V9L70 8L69 7V5L68 6H66ZM80 7V6H79ZM89 7V6H88ZM92 7V6H91ZM111 7H112V5H111ZM110 7V8H111ZM159 7V6H158ZM161 7V6H160ZM159 7V8H160ZM184 7V6H183ZM186 7V6H185ZM198 7V6H197ZM196 7V8H197ZM203 7V6H202ZM204 7H205V5H204ZM221 7H223V5H221ZM226 7H227V5H226ZM225 7V9H227ZM231 8H232V6H230ZM244 7V6H243ZM246 7V6H245ZM252 7H255V6H252ZM260 7V6H259ZM54 9H55V7H53ZM59 8V7H58ZM57 8V9H58ZM61 8H63V7H61ZM81 9L83 8V5H82V7H80ZM94 8V7H93ZM93 8H91V9H93ZM100 8H102V7H100ZM108 8V7H107ZM113 8V7H112ZM114 8H116V7H114ZM117 8H118V5H117ZM156 8H157V6H156ZM170 8V7H169ZM172 8V7H171ZM196 8L195 9H193L194 11L196 10ZM238 8V7H237ZM242 8V6L240 7V9ZM263 8V7H262ZM77 9V8H76ZM75 9V10H76ZM88 9H90V8H88ZM98 9V8H97ZM104 9V8H103ZM103 9H101L102 11H101V13L103 14ZM119 9V8H118ZM166 9H167V7H166ZM179 9H181V8H179ZM191 9V8H190ZM189 9V11H191ZM202 9V8H201ZM200 9V10H201ZM229 9V8H228ZM232 9H234V8H232ZM239 9V10H240ZM253 9V8H252ZM252 9H251V11H252ZM255 10H259V11H261V9H259L258 7H257V9H256V7L254 8ZM254 9H253V11L252 12H254ZM60 10V9H59ZM62 10V9H61ZM64 10V9H63ZM63 10H62V15L64 16V14L67 16V14L69 13V15L71 14V12H69V11H72L73 12V10H72V8H70L69 9V11L67 12V14H66V12H64V14H63ZM106 10V9H105ZM108 10V9H107ZM163 10H165V9H163ZM170 10V9H169ZM192 10V11H193ZM200 10H199V12H200ZM212 10V9H211ZM231 10V9H230ZM246 10V9H245ZM85 11H86V9H85ZM88 11V10H87ZM98 11V10H97ZM109 11H111V10H109ZM118 11V15H119V12H120V10H117ZM159 11H160V9H159ZM184 11V10H183ZM188 11V12H189ZM193 11V12H194ZM198 11V10H197ZM196 11V12H197ZM208 11V10H207ZM232 12L231 13H233L234 11L233 10H231ZM242 11V10H241ZM250 11V12H251ZM264 11V10H263ZM77 13H78V11H76ZM80 12V11H79ZM83 12H84V10H83ZM112 12V11H111ZM111 12H109V14H111ZM172 12V11H171ZM175 12V11H174ZM196 12H194V13H196ZM236 12H237V10H236ZM235 12V13H236ZM239 12V11H238ZM237 12V13H238ZM245 12H247V11H245ZM251 12V13H252ZM52 13H54V11L52 12ZM57 13L58 14H60L61 15V12L59 13V11H57ZM74 13V12H73ZM81 13V12H80ZM86 13V12H85ZM94 13V12H93ZM93 13H92V15H93ZM99 13V12H98ZM105 13H107V12H105ZM115 13H116V11H115ZM140 13H138L137 15H139ZM153 13V15H154V12H152ZM152 13H151V15H152ZM176 14H177V12H175ZM174 13V14H175ZM201 13V12H200ZM200 13H198V14H200ZM216 13V12H215ZM236 13V14H237ZM243 13H244V11H243ZM250 13V14H251ZM261 13H263V15H264V12H262L261 11ZM261 13L259 12V14L261 15ZM95 14H97V13H95ZM117 14V13H116ZM148 14H150V13H148ZM160 14V13H159ZM169 14H172V13H169ZM168 14V15H169ZM218 14H219V12H218ZM217 14V15H218ZM224 14V13H223ZM235 14V15H236ZM240 14H242L241 12H240ZM240 14H238V18H239V16H240ZM245 14V13H244ZM247 14V13H246ZM243 15V16H240V17H247V15ZM248 14H249V12H248ZM61 15V16H62ZM74 15V14H73ZM72 15V16H73ZM76 15V14H75ZM79 15V14H78ZM87 15V14H86ZM90 15V14H89ZM91 15V16H92ZM106 15V14H105ZM118 15H117V17H118ZM120 15H121V13H120ZM135 16V17H138V16ZM143 14H140L139 15V17L141 16V17H143L142 16ZM180 15H182V14H180ZM201 15V14H200ZM233 15V14H232ZM253 17H254V14L252 13L251 14ZM257 15V14H256ZM53 16H55V15H53ZM60 16V17H61ZM62 16V17H63ZM66 16H65V18H66ZM71 16V15H70ZM69 16V17H70ZM80 16H81V14H80ZM107 16H109V15H107ZM122 16V15H121ZM120 16V17H121ZM123 16H126V15H123ZM131 16V15H130ZM133 16V15H132ZM131 16V17H132ZM147 15H145L144 14V19H145V17H146ZM174 16V15H173ZM185 16V15H184ZM209 16V15H208ZM234 16V15H233ZM237 16V15H236ZM236 16H234V18L236 17ZM252 16H249V17H252ZM259 16V15H258ZM57 17H59V16H55V18H57ZM61 17V18H62ZM73 17H75V16H73ZM73 17H70L71 19L70 20H72V18ZM83 17H85V14H84V16ZM93 17H96V16H93ZM104 17V16H103ZM114 18V16L111 14L110 16H109V18L108 19H111V18ZM141 17H140V19H139V21H142V22H140V24H143V19H141ZM154 17H156V16H154ZM169 18L170 17H172V16H168ZM177 17V16H176ZM180 17V16H179ZM194 17V16H193ZM196 17H198V16H196ZM210 17V16H209ZM225 18H227L226 17V15L224 16ZM249 17H247V19L249 18ZM253 17L251 18V19H253ZM261 17H263V16H261ZM64 18V17H63ZM64 18V19H65ZM75 18H77V19H80V17L78 18V17H75ZM128 18V17H127ZM157 18V20H159L160 18L157 16L156 17ZM159 18V19H158ZM162 18V17H161ZM164 18V17H163ZM178 18V17H177ZM188 19L190 18V17H187ZM198 18H200V17H198ZM205 18V17H204ZM223 18V17H222ZM237 18V17H236ZM235 18V19H236ZM264 18V17H263ZM59 19V18H58ZM67 19H68V17H67ZM74 19V18H73ZM76 19V20H77ZM99 19V18H98ZM167 19V18H166ZM166 19H164V20H166ZM180 19V18H179ZM186 19V18H185ZM196 19V18H195ZM232 19V18H231ZM250 19V18H249ZM255 19V18H254ZM253 19V20H254ZM257 19H259L260 20V18L259 17H257ZM95 20H97V19H95ZM94 20V21H95ZM117 20V19H116ZM126 20V19H125ZM128 20H134V18L132 19H129L128 18ZM137 20V19H136ZM135 20V21H136ZM146 21H147V19H145ZM170 20V19H169ZM175 20H177V19H175ZM192 20V19H191ZM199 20V19H198ZM198 20L196 19V21H197V24H199L198 23ZM202 20H203V22H204V19H203V17H202ZM201 20V21H202ZM226 20V19H225ZM264 20V19H263ZM68 21V20H67ZM79 21V20H78ZM99 21V20H98ZM119 21H120V19H119ZM135 21H133V23H132V25H131V27L133 28V29H139L140 27L142 28V26H140V25H138V24H134L135 23ZM146 21H145V23H146ZM154 21V20H153ZM162 22H163V19L161 20ZM173 21V20H172ZM180 21V20H179ZM193 21H194V19H193ZM205 21H207L206 19H205ZM245 21V20H244ZM260 21H262V20H260ZM59 23H61V20L60 21H58ZM57 22V23H58ZM93 22V21H92ZM107 22V21H106ZM111 22V21H110ZM117 22H118V20H117ZM128 22V21H127ZM150 22V21H149ZM152 22V21H151ZM155 22V21H154ZM168 22V21H167ZM174 22V21H173ZM55 23H56V21H55ZM58 23V24H59ZM63 23V22H62ZM64 23H66V21L64 22ZM63 23V24H64ZM68 23H70V21H68ZM72 23V22H71ZM70 23V24H71ZM74 23H77V21L75 22L74 20H73V25H74ZM80 23V22H79ZM84 23V22H83ZM83 23L81 24L80 23V25H83ZM102 23H103V21H102ZM102 23H101V25H102ZM105 23V22H104ZM103 23V24H104ZM116 23V22H115ZM120 23V22H119ZM117 24V25H119L120 26V24ZM125 23V22H124ZM139 23V22H138ZM165 23H166V21H165ZM169 23H171V22H169ZM169 23H167V24H169ZM174 23H176V22H174ZM182 23V22H181ZM180 23V24H181ZM194 23H195V21H194ZM245 23V22H244ZM247 23L248 22H246V25H247ZM261 23V22H260ZM264 23V22H263ZM262 23V24H263ZM86 25H87V22L85 23ZM89 24V23H88ZM98 24V23H97ZM100 24V23H99ZM112 24V23H111ZM122 24V23H121ZM131 24V23H130ZM151 24V23H150ZM154 24H156L157 25V23L155 22ZM164 24V23H163ZM167 24H166V26L165 27H167ZM177 24V23H176ZM207 24V23H206ZM210 25H211V27H216V28H219L220 27V25H221V16L219 15L218 17H216V18H214V19H212L211 21H210V23H209ZM209 24H208V26H209ZM257 24L259 25V22H257ZM262 24H261V27H262ZM65 25H67V24H65ZM65 25H63V26H65ZM69 25V24H68ZM77 25V24H76ZM76 25H74L75 27H76ZM79 25V26H80ZM117 25H116V27H117ZM123 25V24H122ZM121 25V26H122ZM175 25V24H174ZM200 25H202V23H200ZM245 25V26H246ZM249 25H250V23H249ZM60 26H61V24H60ZM99 26V25H98ZM121 26H120V29H123V27H124V29L126 30V28H125V26H126V24L121 28ZM128 27H127V30L129 29V23H128V25H127ZM182 26V25H181ZM194 26V25H193ZM192 26V27H193ZM197 26V25H196ZM196 26H194L195 27V29H197V28H199L200 29V27H202V26H199V27H197L196 28ZM205 26V25H204ZM218 26V27H217ZM236 26H237V22H236ZM241 26V25H240ZM70 27V26H69ZM68 27V28H69ZM73 27V26H72ZM83 27V26H82ZM89 27V26H88ZM90 27H91V25H90ZM94 27H95V25H94ZM100 27V26H99ZM103 27V26H102ZM112 28H114L113 27V24H112V26H111ZM147 27V26H146ZM156 27H158V26H156ZM165 27H163V29H165ZM187 27V26H186ZM210 27V26H209ZM239 27V26H238ZM242 27H244V26H241V28ZM247 27H248V25H247ZM79 28V27H78ZM86 28V27H85ZM92 28V27H91ZM160 28H162V26L160 27ZM168 28V27H167ZM245 28V27H244ZM251 28H253V27H251ZM258 28V27H257ZM260 28V27H259ZM71 29V28H70ZM69 29V30H70ZM73 29V28H72ZM71 29V30H72ZM82 28H80L79 30H81ZM87 29H89V28H86V30ZM117 29V28H116ZM123 29V30H124ZM169 29V28H168ZM167 29V30H168ZM188 29V28H187ZM191 29V28H190ZM203 29V28H202ZM250 29V27H248V29L247 30H249ZM264 28H262V30H263ZM57 30V29H56ZM61 30V32L64 34V32L63 31H65V34H66V30H68L66 27H65V30H63L62 31V29H60ZM74 30V29H73ZM72 30V35L74 34V33H78L77 35H79L80 33L79 32H77L78 31V29H77V31L76 32H74ZM162 30V29H161ZM173 30V29H172ZM175 30V29H174ZM173 30V31H174ZM178 30V29H177ZM181 30V28L179 29V31ZM185 30V29H184ZM189 30V29H188ZM205 30H206V28H205ZM208 30V29H207ZM210 30V29H209ZM213 30V29H212ZM212 30H211V32H212ZM228 30V29H227ZM254 30H255V28H254ZM261 30V29H260ZM261 30V31H262ZM96 31V30H95ZM94 31V32H95ZM98 31V30H97ZM107 31V30H106ZM109 31V30H108ZM114 31V30H113ZM118 32L120 31V30H117ZM116 31V32H117ZM160 31V30H159ZM204 31V30H203ZM251 31H253L252 29H251ZM251 31H250V33H251ZM259 31V30H258ZM69 32V31H68ZM71 32V31H70ZM83 32H87V31H85V30H83ZM101 32H103V30L101 29ZM111 32V31H110ZM156 32V34L158 33L157 31H155ZM162 32V31H161ZM164 32V31H163ZM177 32V31H176ZM198 32V31H197ZM201 32V31H200ZM237 32V31H236ZM254 32V31H253ZM252 32V33H253ZM112 33V32H111ZM114 33V32H113ZM132 33V32H131ZM130 32L127 34L126 32L124 33V34H126V36L127 35H129V34H131ZM148 32H146V34H147ZM190 33V32H189ZM202 33V32H201ZM214 32H212V34H213ZM246 33V32H245ZM248 33V32H247ZM247 33L245 34V35H247ZM249 33V34H250ZM256 33V32H255ZM258 33V32H257ZM256 33V34H257ZM64 34V35H65ZM70 34V33H69ZM75 34V35H76ZM82 34V33H81ZM87 34V33H86ZM86 34H84L85 35V37H86ZM109 34V33H108ZM107 34V35H108ZM117 34V33H116ZM123 34V33H122ZM137 34H138V32H137ZM149 34V33H148ZM159 34V33H158ZM162 34V33H161ZM170 34V33H169ZM172 34V33H171ZM177 34H180L179 32H177ZM195 34V33H194ZM210 34V33H209ZM211 34V35H212ZM259 34V33H258ZM67 35V34H66ZM75 35H73V37L75 36ZM76 35V36H77ZM84 35L82 34V37H81V40H83V37H84ZM87 35H89V34H87ZM97 35V34H96ZM103 35H104V33H103ZM112 35V34H111ZM142 35H143V33H142ZM141 35V36H142ZM145 35V34H144ZM162 35H164V37L166 36L165 34H162ZM173 35H175V33L173 34ZM182 35V34H181ZM202 35H203V33H202ZM201 35V36H202ZM206 35V34H205ZM204 35V36H205ZM233 35V34H232ZM237 35V34H236ZM236 35H235V37H236ZM63 36V35H62ZM70 36V35H69ZM75 36V37H76ZM80 36V35H79ZM93 36V35H92ZM98 36V35H97ZM115 36V35H114ZM117 36H118V34H117ZM120 36V35H119ZM122 36V35H121ZM124 36V35H123ZM131 36H133V34L131 35ZM140 36V35H139ZM140 36V37H141ZM150 36V35H149ZM151 36H152V34H151ZM189 36H191V35H189ZM199 37V35H196V37ZM207 36H209V35H206L205 37H207ZM213 36L215 37V34H213ZM249 36V35H248ZM251 37H253L252 36V34L250 35ZM78 37V36H77ZM95 38H97L96 36H94ZM104 37V36H103ZM108 37V36H107ZM112 37V36H111ZM128 37V36H127ZM129 37H130V35H129ZM135 37V36H134ZM134 37H132V39L134 38ZM143 37V36H142ZM146 37H148L147 35H146ZM156 37V36H155ZM163 37V38H164ZM172 37V36H171ZM170 37V38H171ZM178 38H179V36H177ZM176 37V38H177ZM196 37H194V38H192V39H195ZM197 37V38H198ZM214 37H212V41H214V42H216V43H214V44H217V40L216 39H214L213 40V38ZM218 37V36H217ZM231 37V36H230ZM259 37V36H258ZM70 38H72V36L71 37H69V40H71V42H72V40L73 39H70ZM93 38V37H92ZM91 38V39H92ZM113 38V37H112ZM118 38V37H117ZM143 38H145V36L143 37ZM143 38H142V40H143ZM150 38V37H149ZM166 38V37H165ZM172 38H174V37H172ZM177 38V39H178ZM182 38V37H181ZM197 38H196V40H197ZM201 38V37H200ZM220 38V37H219ZM254 38V37H253ZM77 39H79V38H77ZM90 39V38H89ZM90 39V40H91ZM106 39V38H105ZM115 39V38H114ZM125 39V38H124ZM140 39V38H139ZM146 39H148V38H146ZM167 39V38H166ZM174 40V41H178V40ZM180 39V38H179ZM185 39V38H184ZM209 39H210V37H209ZM224 39V38H223ZM255 39H257V38H255ZM65 39H63V37H62V41H61V43L64 41ZM68 40V41H69ZM80 40V41H81ZM86 39H84L83 41H85ZM99 40V39H98ZM109 40H110V38H109ZM109 40L107 41V44H108V42H109ZM119 40V39H118ZM120 40H122V39H120ZM136 40V39H135ZM137 40H138V38H137ZM151 40V39H150ZM160 40H161V38H160ZM159 40V41H160ZM165 40V39H164ZM173 40V39H172ZM201 40H203V39H201ZM205 40V39H204ZM66 41V40H65ZM64 41V42H65ZM74 41H79V40H75L74 39ZM80 42V43H84V42ZM87 41V40H86ZM85 41V42H86ZM103 41V40H102ZM114 41V40H113ZM182 41V40H181ZM198 41V40H197ZM200 41V40H199ZM206 41H208V40H206ZM206 41H205V44H206ZM257 41V40H256ZM63 42V43H64ZM67 42V41H66ZM92 42H93V40H92ZM95 42V41H94ZM99 42V41H98ZM98 42H97V44H98ZM119 42V41H118ZM121 42H125V40L123 41H121ZM129 42V41H128ZM184 42V45H185V42H186V40L185 41H183ZM219 42V41H218ZM222 42V41H221ZM221 42H219V44L221 43ZM228 42V41H227ZM230 42H232V41H230ZM62 43V44H63ZM76 43V42H75ZM77 43H79V42H77ZM77 43H76V45H77ZM88 43H90L89 41H88ZM117 43V42H116ZM130 43H131V41H130ZM139 43V42H138ZM154 42H152V44H153ZM167 43H169V42H167ZM171 44H172V42H170ZM169 43V44H170ZM178 43V42H177ZM180 43V42H179ZM177 44L178 46H179V48L180 49H182L183 50V48H182V46H180L181 44ZM189 43V42H188ZM188 43H186V44H188ZM194 43V42H193ZM193 43H191V44H193ZM210 43V42H209ZM225 43V42H224ZM73 44H74V42H73ZM87 44V43H86ZM86 44H85V46H86ZM101 44V43H100ZM110 42H109V45L108 46H110ZM113 44V43H112ZM111 44V45H112ZM123 44H125V43H123ZM126 44H128V43H126ZM132 44V46L134 45L133 43H131ZM151 44V42H149V45H152ZM160 44H161V41H160ZM176 44V43H175ZM196 44V43H195ZM194 44V45H195ZM200 44V43H199ZM219 44H217L218 45V47L221 49V47L219 46ZM222 44V43H221ZM229 44V43H228ZM231 44H233V43H231ZM235 44H237V43H235ZM33 45V46H32ZM71 45V44H70ZM69 45V46H70ZM80 45V44H79ZM82 45V44H81ZM80 45V47H83L84 46V44H83V46H81ZM90 45H92V43L90 44ZM117 45H120V43H118ZM129 45V44H128ZM146 45V47L145 48H149V47H147L148 45L147 44H145ZM166 45V44H165ZM189 45V44H188ZM187 45V46H188ZM198 45V44H197ZM204 45V44H203ZM209 45V44H208ZM208 45H204L205 47L207 46L208 47ZM30 46H31V48H30ZM61 46V45H60ZM73 46V45H72ZM78 46V45H77ZM77 46H75V44H74V47L75 48H77ZM87 46H89V45H87ZM96 46V45H95ZM99 46V45H98ZM103 46V45H102ZM107 45H106V47H108ZM135 46V45H134ZM129 47V46H126V47H128L129 48V52H128V55L130 56V58H131V60L132 59H134L133 61H134V65L130 68V67H128L129 68V70H130V72L133 74V73H135V72H137V73H135V74H138V73H143L146 69H148L149 67H148V62H149V60L148 61H146V63H147V65H146V63L145 62H143V63H137L138 61H139V59H137L138 57H140L139 55L140 54H143L142 53V51L141 50H139L137 47ZM154 46H155V44H154ZM157 46V45H156ZM155 46V47H156ZM162 46V45H161ZM160 46V47H161ZM164 46V45H163ZM163 46H162V48H163ZM166 46H168V45H166ZM169 46H172V45H169ZM186 46V47H187ZM191 45H189L187 48H189ZM196 46V45H195ZM79 47V48H80ZM97 47V46H96ZM105 47V48H106ZM114 47V46H113ZM153 46H151V48H152ZM157 47H159V46H157ZM165 47V46H164ZM174 47H175V45H174ZM193 48H194V46H192ZM200 47V46H199ZM198 47V48H199ZM227 47V46H226ZM234 47V46H233ZM238 47H239V44H238ZM237 47V48H238ZM84 48V47H83ZM97 48H99V47H97ZM102 48V47H101ZM103 48H104V46H103ZM109 48V47H108ZM170 48V47H169ZM175 48H178V47H175ZM193 48H192V50H193ZM198 48H196V49H198ZM211 48V47H210ZM228 49H226V48H224L223 47V49H225V50H230V53H232L231 51H236V49H235V47H234V49H229V46L227 47ZM63 50V51H61V50ZM73 49V48H72ZM78 49V48H77ZM81 49V48H80ZM90 50L89 49V47L87 48L86 47V54L87 53H89L88 52V50ZM92 49V48H91ZM95 49V48H94ZM93 49V50H94ZM119 49H121L120 47H119ZM127 49V48H126ZM153 49H155V51H156V49L157 48H153ZM164 49H168V48H164ZM180 49L178 50V49H176V50H178V51H180ZM207 49V48H206ZM211 49H213V48H211ZM211 49H208L207 51H209V50H211ZM67 50V49H66ZM70 51H72L71 49H69ZM68 50V51H69ZM74 50V49H73ZM83 50V49H82ZM85 50V49H84ZM83 50V51H84ZM92 50V51H93ZM109 50H110V48H109ZM109 50H108V52H109ZM113 50V49H112ZM115 50H116V47H115ZM123 50H125V47L123 48ZM141 51V53H139V51ZM152 50V49H151ZM150 50V51H151ZM173 50V49H172ZM185 50V49H184ZM190 50V49H189ZM239 50H242V48L240 49V47H239ZM67 51V52H68ZM79 51V49L78 50H74V51H72V52H78ZM83 51H80V53L81 52H83ZM92 51L90 52V53H92ZM96 51V50H95ZM101 51V50H100ZM121 51V50H120ZM128 50H126V52H127ZM161 51H163V50H161ZM161 51L159 50V52H158V50L156 51L157 53H155V52H152V54L154 53V54H158V53H160L161 54ZM168 51H169V49H168ZM200 51V50H199ZM213 51V50H212ZM221 51V50H220ZM223 51V50H222ZM258 51V50H257ZM66 52V51H65ZM71 52V53H72ZM118 52V51H117ZM164 52V51H163ZM162 52V53H163ZM167 52V51H166ZM164 53L165 55H167L168 54V56H169V53L171 54L172 52H174V51H170L169 53ZM177 52V51H176ZM176 52H174V53H172V54H175ZM184 52V51H183ZM179 53V55H178V53H176L177 54V56H180L181 57V55H183L185 52H187V50H185V52L184 53ZM211 52V51H210ZM214 52V51H213ZM225 52V51H224ZM238 52V51H237ZM246 52V51H245ZM259 52V51H258ZM89 53V54H90ZM94 53V52H93ZM93 53H92V55H90V56H92L93 58L95 57V53H94V56H93ZM99 52H97L96 54H98ZM102 53H103V51H102ZM191 53H194V52H191ZM208 53V52H207ZM212 53V52H211ZM209 54L208 53V57H209V59L213 62V59L215 58H218L219 57V55L218 54ZM235 53V52H234ZM242 53H244V51H242ZM33 55V56H35V58L36 57H38V58H41V57H43L44 55H49L50 56V60L51 59H53V58H55V59H53V60H51V61H49V62H47V67H45L46 69L48 68V74L47 73H45V71H46V69H45V71H44V68L42 67V66H44V65H42L43 63L46 65V62H40V61H36L35 60V62H32L30 65H28L27 63V61L30 59H28V57H30L31 55ZM70 54V53H69ZM68 53L66 54H64L65 56L66 55H69ZM73 54H76V53H73ZM82 54H84V52L82 53ZM80 55L81 56V58H82V56L83 55ZM104 54V53H103ZM106 55H107V53H105ZM118 54V53H117ZM120 54H122V52H120ZM153 54V55H154ZM160 54H158V56H160ZM175 54V55H176ZM194 54H196V50H195V53ZM199 54H201V52L199 53ZM204 54V53H203ZM203 54H201V57H202V55ZM225 54V53H224ZM239 54H241V51L238 53V55ZM249 54V53H248ZM253 54V53H252ZM72 55V54H71ZM70 55V56H71ZM126 55V54H125ZM186 55H187V53H186ZM185 54H184V56H186ZM189 55V54H188ZM198 55V54H197ZM206 55V54H205ZM205 55H203V57L202 58H204V56ZM217 55H218V57H217ZM221 55V54H220ZM226 55H227V52H226ZM233 55V54H232ZM235 55H237V54H235ZM242 55H244V54H242ZM254 55V54H253ZM32 56V57H33ZM76 56V55H75ZM79 55H78V57H80ZM84 56H85V54H84ZM83 56V57H84ZM87 56H89L88 54H87ZM87 56L85 57V59H86V63H87V65H88V62L90 63V70H93L94 68L93 67H95V68H97L98 66H97V64H95V63H97V62H95V63H93V64H95V65H93L92 64V61L94 62L95 60H93L92 59V57L90 58V56L88 57V59L90 58V60L91 61H89L88 59H87ZM99 56V55H98ZM100 56H102V55H100ZM105 56V55H104ZM103 56V57H104ZM143 56V55H142ZM148 57V54H144V57ZM155 56V55H154ZM161 56H163V55H161ZM183 56V57H184ZM190 56V55H189ZM195 57V55H192L191 57L192 58H194ZM222 57L224 56V55H221ZM234 56V55H233ZM246 56H247V54H246ZM246 56H241V57H243L244 58V60L246 59L245 57ZM48 57V56H47ZM64 57V56H63ZM127 57V56H126ZM143 57V58H144ZM164 57H166V56H164ZM170 58H171V56H169ZM168 57V58H169ZM187 57V56H186ZM186 57H184V58H186ZM197 57V56H196ZM195 57V58H196ZM198 59H200V56L198 55ZM221 57V58H222ZM232 57V56H231ZM235 57V56H234ZM240 57V56H239ZM240 57V58H241ZM73 58H75L74 56H73ZM80 58V59H81ZM98 58V57H97ZM101 58V57H100ZM136 58V59H135ZM142 60H143V58L142 57H140ZM153 58V57H152ZM159 58H161V57H159ZM220 58V57H219ZM226 57H223V59H225ZM235 58H238V57H235ZM240 58L238 59V60H240ZM251 58V57H250ZM256 58V57H255ZM64 59H66V57L64 58ZM79 59V58H78ZM77 59V60H78ZM104 59V58H103ZM149 59H150V57H149ZM154 59V58H153ZM172 59V58H171ZM187 59V58H186ZM186 59H184V60H186ZM197 59V58H196ZM197 59V60H198ZM231 59H233V57L231 58ZM253 59V58H252ZM32 60V59H31ZM39 60V59H38ZM43 60V59H42ZM41 60V61H42ZM44 60H47L45 57H44ZM84 60V59H83ZM96 60H101V59H96ZM119 60V59H118ZM135 60H137L136 62H135ZM144 60H147L146 58H144ZM154 60H156V59H154ZM169 60V59H168ZM173 60V59H172ZM202 60H204V59H202ZM202 60H200V61H202ZM234 60V59H233ZM237 60V59H236ZM243 60V59H242ZM247 61H249L248 60V58L246 59ZM255 60V59H254ZM254 60H252V61H254ZM30 61V60H29ZM33 61V60H32ZM65 61V60H64ZM71 61V60H70ZM98 61V62H99ZM120 61V60H119ZM126 61V60H125ZM151 61V60H150ZM171 61V60H170ZM205 61V60H204ZM204 61H202V62H204ZM215 61V60H214ZM217 61H218V59H217ZM80 62H82V61H80ZM80 62H75L76 64H75V66L77 65V63H78V65H79V63ZM84 62H85V60H84ZM83 62V63H84ZM131 62V61H130ZM129 61H128V63H130ZM153 62V61H152ZM151 62V63H152ZM173 62V61H172ZM172 62H170V63H172ZM178 62V61H177ZM187 62V61H186ZM191 62V61H190ZM209 62V61H208ZM229 62V61H228ZM239 62H242L241 60L239 61ZM239 62H237V63H239ZM69 63V62H68ZM83 63H81V64H83ZM126 63V62H125ZM124 63V64H125ZM132 63V62H131ZM131 63L129 64V65H131ZM136 63V64H135ZM145 63V64H144ZM150 63V62H149ZM156 63H158V62H156ZM160 63V62H159ZM169 63V62H168ZM188 63V62H187ZM199 63V62H198ZM215 65L214 66H212V67H214L215 68V70L217 71V73L220 75V77L222 78V81H223V79H224V81L226 80V79H229V77H228V74H225L224 72H223V70H225L224 69V67H225V65L226 64H228L227 62H226V60L224 61V60H219V62L218 63H215V62H213ZM236 63V62H235ZM236 63V64H237ZM244 63V62H243ZM85 64V63H84ZM91 64L93 65V66H91ZM122 64V63H121ZM133 64V63H132ZM155 64V63H154ZM164 64V63H163ZM174 64V63H173ZM172 64V65H173ZM208 64H210V63H208ZM240 64V63H239ZM239 64H237V65H239ZM251 64V63H250ZM65 65V66H64ZM86 65V64H85ZM85 65H83V66H85ZM87 65L85 66V67H81V68H85L86 70L88 69L89 70V68H87ZM98 65H100L99 63H98ZM123 65V64H122ZM127 65V64H126ZM128 65V66H129ZM150 65V64H149ZM157 66H159L160 64H156ZM165 65V64H164ZM167 65V64H166ZM175 65V64H174ZM195 65H197V64H195ZM195 65H193V66H195ZM206 65V64H205ZM212 65V64H211ZM229 65H231V67H232V64H230L229 63ZM245 65V66H244ZM244 65L242 64V66L244 67V70L246 71V69L247 68H245L247 65H246V63H244ZM252 65V67L254 68V66H256V65H254V63L253 64H251ZM250 65V66H251ZM89 66V65H88ZM120 66V65H119ZM125 65H123V67H124ZM153 66V65H152ZM168 66V65H167ZM171 66V65H170ZM169 66V67H170ZM178 66V65H177ZM179 66H180V64H179ZM191 66V65H190ZM199 66H200V63H199ZM202 66H203V64H202ZM202 66H200V67H202ZM210 66V65H209ZM208 66V67H209ZM240 66H241V64H240ZM70 67V66H69ZM79 66H77V68H78ZM154 67V66H153ZM168 67V69H170ZM172 67V66H171ZM174 67V66H173ZM172 67V68H173ZM175 67H176V65H175ZM174 67V68H175ZM197 67V66H196ZM229 67V66H228ZM235 67H237L236 65H235ZM239 67V66H238ZM81 68H79V69H81ZM125 68H126V66H125ZM154 68H157L158 69V67H154ZM161 68V67H160ZM174 68L173 69H171V70H174ZM178 68H181V67H178ZM205 68V67H204ZM210 68H211V66H210ZM209 68V69H210ZM227 68V67H226ZM242 68V67H241ZM241 68L239 67V68H237V70L238 69H240L239 71H241ZM257 67H255L254 69H256ZM162 69H164V68H161V70ZM206 69V68H205ZM209 69H208V71H209ZM249 70H250V68H248ZM86 70H84V72L86 71ZM89 70V71H90ZM125 70V69H124ZM123 70V71H124ZM188 70H189V68H188ZM201 70H203V69H200L199 70V68H196V69H194L193 71H191V74H190V77H188L189 78V83L187 84V85H184V84H179V83H177V85L176 86H174V85H171V86H169L170 84H171V80L172 79H177L176 77L175 78H171L172 76L171 75H173V74H164V75H162V74H158V75H154L153 77H152V80L154 81V83L155 84H157V87L158 88H163L164 90H165V92L167 91V93L172 89V88H174L175 87V93L174 94H172V97H171V95L170 94H165L166 96H167V102H168V109H169V111H165L164 110V113H161L160 111H158V112H160L161 113V117L160 118H162L161 120H165V121H167L168 119H170L171 118V111H172V114H174V117H175V115L179 112L180 114H183V116H184V118H185V115H188V117H190V118H192L191 120H190V123L192 124V122L194 121V122H196V124H193V125H195V127L196 128H198L196 125L200 122V125L201 126H204V127H210L212 124H213V126H214V124L215 123H213L214 122V117L213 116H210L211 114L209 113V115L207 114L206 115V113H208L207 112V110L209 109V106H210V104L212 103V102H214L215 100H213L212 102L211 101H208L209 100V96H207L206 94H205V96L203 97V95H204V93H205V84H204V82L202 83L201 81H202V79H201ZM214 69H212V71H213ZM88 71V72H89ZM96 71V70H95ZM94 71V72H95ZM122 71V72H123ZM149 71V70H148ZM147 71V72H148ZM153 71H158V70H154L153 69ZM163 71V70H162ZM164 71H166L165 69H164ZM186 71V70H185ZM190 71V70H189ZM211 71V70H210ZM216 71H213V72H216ZM252 71V70H251ZM84 72L83 73H81L80 74V76L82 75L83 76V74H84ZM99 72V71H98ZM97 72V73H98ZM125 72V71H124ZM150 72H151V70H150ZM159 72H160V70H159ZM166 72H168V70L166 71ZM165 72V73H166ZM173 72V71H172ZM181 72V71H180ZM203 72H206V70L205 71H203ZM244 71H243V69H242V71L241 72H238V73H243ZM252 72H255V71H252ZM252 72H251V74H252ZM259 72V71H258ZM90 73H93L92 71H90ZM89 73V74H90ZM96 73V72H95ZM96 73V74H97ZM129 73V72H128ZM145 73V72H144ZM143 73V75L145 76V74ZM153 73V72H152ZM158 73V72H157ZM156 73V74H157ZM177 73V72H176ZM175 73V74H176ZM181 73H183V72H181ZM186 73V72H185ZM208 73V72H207ZM228 73V72H227ZM231 73V72H230ZM245 73V72H244ZM257 73V69H256V72H255V75L257 76L258 75V73ZM260 73V72H259ZM262 73V72H261ZM85 74H86V72H85ZM213 73H211V75H212ZM233 74V73H232ZM249 74V73H248ZM87 75V74H86ZM94 75L95 74H93L92 76H93V79H94ZM129 75V74H128ZM185 75V74H184ZM189 75V74H188ZM203 75V74H202ZM216 74H214L213 76H215ZM218 75V76H219ZM234 75V74H233ZM238 74H236V76L234 75V76H232L231 78H232V82L234 83V82H236L237 81V79H239V78H242L243 76H241V77H239L238 78V76H237ZM244 75V74H243ZM254 75V76H255ZM91 76V75H90ZM91 76V77H92ZM96 76V75H95ZM125 76H127V75H125ZM151 76V75H150ZM179 76H181V74L179 73ZM186 76V75H185ZM185 76L184 77H182V78H185ZM205 76V75H204ZM217 76V75H216ZM217 76V77H218ZM240 76V75H239ZM246 77H247V75H245ZM255 76V77H256ZM84 77L85 78H87V79H89L88 77H86L85 75H84ZM174 77V76H173ZM181 77L179 78V79H181ZM217 77H215V78H217ZM126 78V77H125ZM127 78H129V77H127ZM146 78V77H145ZM187 78V79H188ZM205 78H207V77H205ZM210 78V77H209ZM212 78V77H211ZM215 78H212V79H214V81L212 82V84H218V83H220V82H216V81H221L220 80V78H218L217 80H215ZM92 78H90V81L91 80H93ZM247 79V78H246ZM254 79V78H253ZM85 80V79H84ZM174 80H172L173 82H176V81H174ZM182 80V79H181ZM186 80V79H185ZM185 80H183V81H185ZM243 80H245V77H244V79ZM74 81V82H75ZM131 81V80H130ZM187 81V80H186ZM192 81V82H191ZM203 81H205V80H203ZM211 81V80H210ZM209 81V85H210V82ZM221 81V82H222ZM230 81V80H229ZM242 80H240V82H241ZM246 81V80H245ZM254 81H255V79H254ZM83 82V81H82ZM85 82V81H84ZM93 81H91V83H92ZM139 82H141V80L139 81ZM179 82H181V81H179ZM208 81H206L205 83H207ZM215 82V83H214ZM239 81H237L236 82V84L238 83ZM256 82H257V78H256ZM72 83H73V81H72ZM76 83V82H75ZM90 83V86L93 84L94 86H95V84H96V82L94 81V83H92L91 84ZM168 83H170L169 85H168ZM184 83V82H183ZM225 83V82H224ZM231 83V82H230ZM233 83H231V84H233ZM242 83H243V81H242ZM245 84H246V82H244ZM48 84V85H47ZM78 84H79V82H78ZM78 84H76L78 87L80 86V84L78 85ZM85 84V83H84ZM89 83H87V85H88ZM148 84V83H147ZM173 84V83H172ZM226 84H229V83H226ZM235 84V83H234ZM241 84V83H240ZM45 85H47L48 86V88L51 90V91H47V86H45ZM72 86H73V89H74V84H71ZM70 85V86H71ZM82 85V84H81ZM86 85V84H85ZM86 85V86H87ZM97 85V84H96ZM196 85H199V87L201 88V89H199V87L198 86H196ZM222 85H223V82H222ZM242 85V84H241ZM255 86H257V85H259V83L256 85V83L254 84ZM58 86H60V85H58ZM84 85H82V89L84 88L83 87ZM94 86L93 87H91V89L92 88H94ZM135 86V85H134ZM218 86V85H217ZM216 86V87H217ZM231 86V85H230ZM229 86V87H230ZM260 86V85H259ZM53 87H55V86H53ZM52 87V89H55V88H53ZM67 87H65L66 88V90H67ZM76 87V86H75ZM223 87H224V85H223ZM226 87H228V86H226ZM238 87V86H237ZM56 88H57V86H56ZM61 88H63V86L61 87ZM65 88H63V89H65ZM71 88V90H70V92H72V87H70ZM77 88V87H76ZM76 88H75V90H76ZM98 87H96V89H97ZM169 88V90H167ZM195 88H197V89H199L198 91H195L194 89ZM241 88V87H240ZM261 88V87H260ZM46 89V90H45ZM78 89V88H77ZM80 89V88H79ZM85 89H86V87H85ZM85 89H83V90H85ZM89 88H87V90H88ZM220 90H222L221 88H219ZM66 90H63V92H65ZM163 90V91H164ZM209 90H210V88H209ZM232 91H233V89H231ZM234 90H235V88H234ZM237 90V89H236ZM256 90L258 91V89L256 88L255 90H254V92H256ZM77 91V90H76ZM79 91V90H78ZM91 91H93V90H91ZM90 90H89V94H90V92H91ZM158 91V90H157ZM161 91V90H160ZM212 91V90H211ZM216 91H218V90H216ZM60 92H62L61 91V89H60ZM62 92V93H63ZM66 92H68V90L66 91ZM66 92H65V94H66ZM74 92V91H73ZM80 92V91H79ZM79 92H76V93H79ZM83 92V91H82ZM82 92H81V95H82ZM96 92V91H95ZM174 92V91H173ZM235 92V91H234ZM233 92V93H234ZM244 92V91H243ZM61 93V94H62ZM88 93H87V91H85V94H86V96H85V98L86 97H88ZM159 93V92H158ZM171 93V92H170ZM206 93H208V92H206ZM223 94H226V93H224V91L222 92ZM231 92L229 91V94H230ZM236 93H237V91H236ZM239 93H240V91H239ZM242 93V92H241ZM240 93V94H241ZM64 93H63V95H65ZM72 94V93H71ZM74 94V93H73ZM72 94V95H73ZM217 94V93H216ZM228 94V93H227ZM229 94H228V96H226V97H229ZM253 94V93H252ZM252 94H250V96L252 95ZM66 95H70V93L69 94H66ZM72 95H70V97L72 96ZM79 95V94H78ZM91 95H92V92H91ZM155 95V94H154ZM161 95V92H160V94H159V96ZM200 95V96H199ZM220 96H221V94H219ZM231 95H233V94H231ZM239 95V94H238ZM238 95H236V96H238ZM243 95V94H242ZM242 95H240V98L239 99H241V100H243V99H245V97L247 98V96L248 97H250L249 96V93L247 94V96L245 95V97H244V95H243V99L241 98L242 97ZM255 95V94H254ZM253 95V97H255L254 99H258L256 102H259L260 101V99L261 98H263L262 96L260 97V98H256V97H259V95L258 94H256L257 96H254ZM264 95V94H263ZM76 96V95H75ZM83 96V95H82ZM82 96L80 97V95H79V100H80V98H82ZM90 96V95H89ZM94 96V95H93ZM150 96V95H149ZM164 96V95H163ZM211 96H213V94H211ZM219 96V97H220ZM236 99H238L235 95H233ZM225 97V99L227 100V98ZM252 97V96H251ZM61 98H62V95H61ZM68 98V97H67ZM72 98H74V97H72ZM72 98H70L71 100H73ZM76 98H77V96H76ZM85 98H83V99H81V100H84ZM214 98V97H213ZM221 98V97H220ZM223 98L224 97H222L221 98V100H223ZM235 98H233V99H235ZM66 99V98H65ZM69 99V100H70ZM89 99V98H88ZM87 99V100H88ZM91 99V98H90ZM155 99V98H154ZM158 99H159V97H158ZM163 99V98H162ZM215 99V98H214ZM235 99V101H237V102H239L238 100H236ZM252 99V98H251ZM67 100V99H66ZM65 100V102L63 101V103H65V105L66 104H68V103H66L67 101ZM79 100H77V101H79ZM80 100V101H81ZM92 100H93V98H92ZM92 100H91V104H92ZM218 100V99H217ZM232 100V99H231ZM247 100H249L248 98H247ZM246 100V101H247ZM253 100V99H252ZM263 100V101H262ZM261 100V102H263L264 103V99H262ZM74 101V100H73ZM72 101V102H73ZM76 101V100H75ZM75 101H74V103H75ZM79 101V102H80ZM164 101V100H163ZM246 101H244L243 100V102H244V104H245V102ZM250 101V100H249ZM71 102V101H70ZM69 102V103H70ZM209 102V103H208ZM211 102V103H210ZM217 102V101H216ZM215 102V103H216ZM221 102V101H220ZM248 102V101H247ZM246 102V103H247ZM253 102V101H252ZM74 103H72V104H74ZM76 103H78V102H76ZM89 104H90V102H88ZM159 103V102H158ZM218 103V102H217ZM231 104L232 103H234V101H232V102H230ZM236 103V102H235ZM240 103L241 102H239V105H240ZM250 103H251V101H250ZM250 103H247V106H248V104H250ZM254 103V102H253ZM252 103V106H254L255 105V103L253 104ZM81 103H79V105L78 104H76L78 107H80V106H82V105H80ZM213 104V103H212ZM211 104V105H212ZM224 104H226L227 106H228V103H225L224 102ZM230 104V105H231ZM238 104V103H237ZM236 104V106H238ZM243 104V105H244ZM257 104H259L260 105V103H257ZM74 106L73 105V108L75 109L77 106ZM85 104L83 103V106H84ZM218 106H217V108L219 107V109H220V107L222 108V106H219V104H217ZM68 106V105H67ZM90 106V105H89ZM213 106H216V105H213ZM241 106V105H240ZM244 106H246V105H244ZM247 106H246V108H247ZM256 106V105H255ZM262 106V105H261ZM264 106V105H263ZM77 107V108H78ZM87 107H88V105H87ZM232 108L231 109H236L235 108V106L233 107V106H231ZM258 107V106H257ZM257 107H255L256 109H257ZM45 108V109H44ZM48 109H50L49 107H47ZM83 108V107H82ZM92 108H94L93 106H92ZM91 108V109H92ZM163 108V107H162ZM208 108V109H207ZM213 109H214V107H212ZM226 108H228V109H230V107H226ZM226 108H222V110H224V112L226 113ZM244 108V110H245V107H243ZM253 108V107H252ZM255 108H254V110H255ZM260 108V107H259ZM88 109H90V108H88ZM88 110V114H89V112L90 111H93V110ZM166 109V108H165ZM211 109V108H210ZM218 109V111L220 112V115H222L223 117H225L227 120H229V121H231L230 120V118L232 119V117H231V114L229 113L228 115L230 116V118H228L226 115H227V113L225 114L223 111H220ZM231 109H230V111H231ZM66 110V109H65ZM65 110L63 111V115H64V113H65ZM81 110V109H80ZM86 110V109H85ZM95 110V109H94ZM215 110V109H214ZM237 111L238 110H240V111H242L241 110V107L239 108V106H238V109H236ZM247 110H249L250 111V109H247ZM247 110L245 111L246 113V115H248V113H251V111L250 112H248L247 113ZM258 110V109H257ZM48 111V110H47ZM52 111V110H51ZM50 111V112H51ZM70 111V110H69ZM76 111V110H75ZM215 111H217V110H215ZM228 111V110H227ZM233 111V110H232ZM237 111H235L234 110V113L233 112H231L233 115V117L234 118H238V117H236L237 115L235 114V112H237ZM82 112H84V111H82ZM166 112H170V118H168V115H167V113ZM199 112H201V113H199ZM229 112V111H228ZM40 113V112H39ZM52 113V112H51ZM91 113V115L93 116L94 115V113L92 114V112H90ZM165 113H166V115H165ZM198 113L199 114H201V116H199L198 115ZM212 113V112H211ZM240 113H242V112H240ZM239 113V115L241 116V114ZM261 114H262V112H260ZM259 113V115H261ZM30 114V116H28ZM72 116H73V112L72 113H70ZM79 114V113H78ZM213 114H214V112H213ZM212 114V115H213ZM238 114V113H237ZM244 114V113H243ZM253 115H254V112L252 113ZM255 114H257L256 113V111H255ZM75 116V119H82V117L79 115V116H76V112H75V114H74ZM87 115V114H86ZM179 115V114H178ZM217 115H218V113H217ZM234 115H236V116H234ZM238 115V116H239ZM36 116V115H35ZM51 116H53V115H51ZM50 116V117H51ZM71 116V117H72ZM153 116V115H152ZM159 116V115H158ZM177 116V115H176ZM252 116V115H251ZM250 116V117H251ZM264 116V115H263ZM32 117H34V115H32ZM31 117V118H32ZM47 117V116H46ZM65 117V116H64ZM81 117V118H80ZM88 117H90V116H88ZM173 116H172V118H174ZM244 118H246L245 116H243ZM34 118H36V121H38V118L40 119V118H42V116H37V117H34ZM49 118V117H48ZM55 118L57 119V120H61V119H58L57 118V116L55 115ZM54 118V119H55ZM69 122L68 123H71V120L72 119H70L69 117H65ZM93 118H95V116H93ZM92 118V119H93ZM180 119L182 118L181 116L179 117ZM218 118V117H217ZM221 118V117H220ZM248 118H249V115H248ZM251 118H253V117H251ZM261 118V117H260ZM52 119V118H51ZM87 118H85V119H83L84 121L86 120ZM177 119V118H176ZM175 119V120H176ZM240 120L241 119H243V118H239ZM238 119V120H239ZM254 119V118H253ZM256 119V118H255ZM258 119L259 118H257V121H258ZM35 119H33V120H31L32 122H30L31 124H35V122H33ZM41 120V119H40ZM44 120H47V119H44ZM91 120V117H90V119H89V121ZM151 120V119H150ZM153 120V119H152ZM158 120V119H157ZM174 120V121H175ZM224 120V119H223ZM235 120V119H234ZM247 120V119H246ZM252 120V119H251ZM261 120H263L262 118L260 119V121ZM47 121H49V120H47ZM54 121V120H53ZM59 121H57V122H59ZM65 120H63L62 122H64ZM84 121H81V122H84ZM87 121H88V119H87ZM89 121L88 122H85V123H89ZM93 121H94V119H93ZM236 121V120H235ZM245 121V120H244ZM256 121V120H255ZM254 121V122H255ZM259 121V122H260ZM52 122V121H51ZM56 122V121H55ZM76 122H78V120L76 121ZM131 122V121H130ZM134 122V121H133ZM155 122V121H154ZM160 123H161V121H159ZM169 122V121H168ZM165 123V124H169L170 122L172 123V120H170V122L169 123ZM176 122V121H175ZM178 122H180V123H182L183 122V120H182V122L181 121H179L178 120ZM188 122V121H187ZM198 122V123H197ZM215 122H217V121H215ZM220 122H222L221 120H220ZM226 122V121H225ZM232 122V121H231ZM243 122V121H242ZM252 122V121H251ZM254 122H252L253 123V125H256ZM40 123L42 124V123H44V121L42 122V120H41V122H36V127L38 126V124L40 125ZM54 123V122H53ZM61 123V122H60ZM67 123V125H69ZM72 123H74V121L72 122ZM80 123V122H79ZM95 123V122H94ZM93 123V124H94ZM180 123H179V125H180ZM227 123H229V122H227ZM233 123H235V122H233ZM232 123V124H233ZM245 123V122H244ZM257 123V122H256ZM261 123V122H260ZM263 124H264V122H262ZM261 123V124H262ZM45 124V123H44ZM47 124H49V122H47ZM58 124V125H57ZM84 124V123H83ZM96 124V123H95ZM149 124V123H148ZM163 124V123H162ZM177 124V123H176ZM231 124V123H230ZM230 124H229V126H227V128H228V130H230V131H233V130H235V128H234V126L231 124V126H230ZM236 125L238 124V123H235ZM251 124V123H250ZM249 124V125H250ZM53 126H54V124H52ZM56 125L58 126V128L60 129V127L59 126H61V128L65 125H60L59 123H55V128H56V130L58 131L59 129L56 127ZM74 125V124H73ZM75 125H77V124H75ZM91 125H92V123H91ZM97 125V124H96ZM95 125V126H96ZM137 125V124H136ZM160 125V124H159ZM171 125V124H170ZM175 125V124H174ZM173 125V126H174ZM178 125V124H177ZM184 125V124H183ZM182 125V126H183ZM217 125V124H216ZM220 124H218L217 126H219ZM239 125H240V123H239ZM241 125H243L244 126V124L243 123H241ZM248 125V126H249ZM258 125V124H257ZM45 127H47L46 126V124L44 125ZM49 127H50V125H48ZM71 126V125H70ZM83 126H85V125H83ZM89 126V125H88ZM93 126V125H92ZM94 126V128H96ZM151 126V125H150ZM161 126V125H160ZM165 126V125H164ZM182 126L180 125V127L178 126L177 128H182ZM186 126V125H185ZM247 126V127H248ZM261 125H259V127H260ZM10 127V128H9ZM22 127H24V128H22ZM27 127V129H25ZM34 128H35V126H33ZM39 127V126H38ZM37 127V129H40L41 127H39L38 128ZM49 127L47 128L48 130H49ZM66 127V126H65ZM68 127V126H67ZM72 127V126H71ZM74 127V126H73ZM72 127V128H73ZM76 127V126H75ZM97 127H98V125H97ZM204 127H202V129H204L205 130V128ZM221 127V126H220ZM238 127L239 126H237L236 128L238 129ZM242 127V126H241ZM241 127H239V128H241ZM245 127V126H244ZM243 127V128H244ZM247 127H245L246 129H247ZM258 127V128H259ZM263 127L264 126H262L261 128H259V130H260V132L261 131H263L264 129H263ZM22 128V129H21ZM42 128H44V127H42ZM77 128H78V125H77ZM80 128L81 129H78V131L80 130H82V126H80ZM84 128V127H83ZM90 128V129H89ZM93 127H88V129L89 130H87V132L85 131V134L86 133H88V131L90 132V130L92 129ZM156 128H157V126H156ZM155 128V129H156ZM161 128V127H160ZM159 128V129H160ZM185 128H187V127H185ZM189 128H190V126H189ZM214 128L216 129L217 127H215L214 126ZM219 128V127H218ZM217 128V129H218ZM250 128V127H249ZM252 128V127H251ZM5 129H4V131H2V132H4V135H5ZM36 129V128H35ZM46 129V128H45ZM64 129V128H63ZM85 129H86V127H85ZM84 129V130H85ZM97 129H101V127L99 128H97ZM97 129H96V131H97ZM169 129H170V126H169ZM173 129V128H172ZM176 129V128H175ZM200 129V128H199ZM221 129V128H220ZM263 129V130H262ZM3 130V129H2ZM44 130V129H43ZM47 130V131H48ZM67 130H68V128H67ZM103 130V129H102ZM102 130L99 132V134H100V136H101V132H102ZM182 130V129H181ZM201 130V129H200ZM204 130H202L203 132H204ZM211 130V129H210ZM228 130H225V132L227 131V132H229ZM22 132V137H24L23 135L26 133V134H28L27 132ZM38 131V130H37ZM46 131V132H47ZM49 131H51V130H49ZM48 131V132H49ZM69 131V130H68ZM99 131V130H98ZM97 131V132H98ZM174 131V130H173ZM180 131V130H179ZM191 131V130H190ZM194 132V134H195V136H197L196 134V132L197 131H195V130H193ZM202 131H200V132H198V133H202ZM217 131V130H216ZM238 131H239V129H238ZM248 131V130H247ZM54 132H56V131H54ZM61 132H62V130H61ZM61 132L59 133V131H58V134L59 135H63V134H61ZM64 132H65V129H64ZM81 132H83V131H81ZM94 132H95V130L93 131V134H94ZM103 132H105V131H103ZM171 132V131H170ZM185 132H187V131H184V133ZM208 130H207V134H206V136L207 135H209L208 134ZM235 132V131H234ZM249 132H251L250 130H249ZM253 132V131H252ZM251 132V134H253ZM255 132V131H254ZM264 132V131H263ZM9 133V134H10ZM36 133H38V132H36ZM36 133H34V135L36 134ZM52 133V135H53V137H55V134H53V132H51ZM71 133V132H70ZM78 132H76V134H77ZM84 133V132H83ZM90 133H92V132H90ZM153 133V132H152ZM160 133V132H159ZM158 133V134H159ZM167 133V132H166ZM165 133V134H166ZM183 132H181V134H182ZM184 133H183V135H184ZM219 134H220V132H218ZM217 133V134H218ZM223 133V132H222ZM240 133V132H239ZM45 134H49V133H45ZM58 134H57V132H56V136L58 137ZM65 134V133H64ZM72 134V133H71ZM75 134V135H76ZM79 134V133H78ZM98 134V133H97ZM168 134V133H167ZM171 134V133H170ZM179 133L177 132V135H178ZM230 134V133H229ZM234 134V133H233ZM7 135V134H6ZM5 135V136H6ZM29 135H31V134H29ZM31 135V136H32ZM37 135V134H36ZM50 135V134H49ZM52 135H50L49 136V138L52 136ZM66 136H70V138H73V137H71L72 135H69V134H65ZM103 135V134H102ZM105 135V134H104ZM134 135V134H133ZM162 135V134H161ZM164 135V134H163ZM173 134H171V136H172ZM176 135V134H175ZM180 135V134H179ZM199 135V134H198ZM222 135V134H221ZM223 135H224V133H223ZM235 135V134H234ZM239 135V134H238ZM237 134H236V136H234V138H236L237 136H238ZM244 135H245V133L242 135L243 137H244ZM247 135V134H246ZM245 135V136H246ZM258 135H261V134H259L258 133ZM11 136V139L13 138ZM20 136H21V133H20ZM18 137L20 140H22V137ZM47 137L48 138V136L47 135H44V137ZM73 136H74V133H73ZM130 136V135H129ZM160 136V135H159ZM165 136V135H164ZM163 136V137H164ZM188 136V135H187ZM199 136H203V134L202 135H199ZM206 136H204V137H206ZM224 136H226V135H224ZM223 136V137H224ZM227 136H228V134H227ZM231 138H232V134L231 135H229ZM250 136V135H249ZM249 136H247V137H249ZM257 136V135H256ZM9 137V136H8ZM27 137V140L29 139V138H33V139H36L35 138V136H32V137H30V136H26ZM26 137H24V142H26L25 141V139H26ZM41 137V136H40ZM53 137H51L52 139H54ZM60 137L61 136H59L58 138L60 139ZM62 137H64V136H62ZM82 137V136H81ZM84 138L86 137V135L85 136H83ZM87 137H88V135H87ZM86 137V139H88ZM94 137V136H93ZM92 136L90 137V138H93ZM98 137V138H97ZM142 137H144V136H142ZM142 137H141V139H142ZM151 137V136H150ZM169 137V136H168ZM172 137H174V135L172 136ZM210 137V136H209ZM230 137H227V138H229L228 139V141L230 140ZM260 137V136H259ZM258 137V138H259ZM17 138V137H16ZM15 138V139H16ZM39 138V137H38ZM48 138V139H49ZM50 138V139H51ZM69 138V139H70ZM80 137L78 136V139H79ZM104 138H105V136H104ZM130 138V137H129ZM138 138H140V136L138 137ZM161 138V140H162V137H160ZM165 138V137H164ZM201 138V137H200ZM218 138V137H217ZM226 138V139H227ZM242 138V137H241ZM258 138L256 139V140H258ZM264 138V137H263ZM262 138V139H263ZM58 139V140H59ZM67 139V138H66ZM96 139H98V142H99V136H97L96 135ZM95 139V137H94V140H96ZM131 139V138H130ZM154 139V138H153ZM169 139V138H168ZM173 139V138H172ZM184 139V138H183ZM186 139V138H185ZM202 139H203V137H202ZM201 139V140H202ZM237 139V138H236ZM243 139V138H242ZM245 139L247 140V139H250V138H246L245 137ZM253 139V138H252ZM261 139V138H260ZM2 140V139H1ZM4 140V139H3ZM13 140H14V138H13ZM56 142H57V139L55 138L54 139ZM62 140H64L63 138L61 139V141ZM75 141H76V139H74ZM74 140H72V141H74ZM93 139H91V141H92ZM101 140V139H100ZM104 140V139H103ZM102 140V141H103ZM144 140H146V138H144ZM143 140V141H144ZM148 140H150V138L148 139ZM165 140H166V138H165ZM171 140V139H170ZM178 140V139H177ZM197 140V139H196ZM205 140H207V139H205ZM238 140H240V139H237L236 141H237V143L239 142ZM246 140L244 141L245 143H247L246 142ZM251 140V139H250ZM254 140V139H253ZM12 141V140H11ZM15 142L17 141V139L16 140H14ZM19 141V140H18ZM17 141V142H18ZM23 141V140H22ZM29 141V140H28ZM83 141H85V140H83ZM97 141V140H96ZM95 141V142H96ZM102 141L100 142L101 144H103L102 143ZM136 141V140H135ZM155 141V140H154ZM183 141V140H182ZM194 141V140H193ZM199 141V140H198ZM208 141V140H207ZM206 141V142H207ZM210 142H211V140H209ZM221 141H223V140H221ZM225 141V140H224ZM227 141V140H226ZM231 142L233 141V139L232 140H230ZM236 141H234V142H236ZM243 141V140H242ZM13 142V141H12ZM31 142V141H30ZM79 142H81V141H79ZM87 142H90V141H87ZM104 142V141H103ZM151 142H152V140H151ZM157 142V141H156ZM158 142H160V141H158ZM186 142H188V141H186ZM203 142V141H202ZM254 142V141H253ZM7 143V142H6ZM5 143V144H6ZM20 143V142H19ZM69 143V142H68ZM72 143V142H71ZM85 143V142H84ZM161 143V142H160ZM171 143H172V141H171ZM199 143V142H198ZM212 143H214V142H212ZM236 143V144H237ZM243 143V142H242ZM11 144V143H10ZM9 144V145H10ZM20 144H22V142L20 143ZM24 144V143H23ZM86 144V143H85ZM84 144V145H85ZM90 144V143H89ZM192 144V143H191ZM208 144V146H210L209 145V143H207ZM226 143H224V145H225ZM229 144V143H228ZM227 144V145H228ZM240 144V143H239ZM252 144V143H251ZM254 144V143H253ZM257 144H258V142H257ZM2 145V144H1ZM74 145V144H73ZM73 145H71L72 147H73ZM78 145H79V143H78ZM82 145H83V143H82ZM88 145V144H87ZM188 145V144H187ZM186 145V146H187ZM193 145H194V143H193ZM224 145H222V146H224ZM227 145H225V148L227 149V148H231L232 146H231V144L229 145V147H227ZM234 145H235V143H234ZM244 145H246V144H244ZM76 146V145H75ZM74 146V147H75ZM79 146H81V145H79ZM150 146V145H149ZM179 146V145H178ZM181 146V145H180ZM179 146V147H180ZM214 146V145H213ZM231 146V147H230ZM257 146V145H256ZM255 146V147H256ZM26 147V146H25ZM74 147H73V151L75 150V149H77L76 147H75V149H74ZM82 147V146H81ZM81 147H79V148H81ZM88 147H89V145H88ZM95 147V146H94ZM100 147H101V145H100ZM145 147V146H144ZM148 147V146H147ZM163 147V146H162ZM205 147H206V145H205ZM211 147V146H210ZM235 147V146H234ZM254 147V148H255ZM90 148H93V145H92V147H90ZM142 148H143V146H142ZM149 148V147H148ZM164 148V147H163ZM181 148V147H180ZM184 148V147H183ZM187 148H188V146H187ZM192 148H193V146H192ZM195 148V147H194ZM201 148V147H200ZM238 148V147H237ZM241 148H245V146L243 147V146H241ZM241 148H239V150L241 149ZM94 149V148H93ZM96 147H95V151H96ZM145 149V148H144ZM144 149H142V150H144ZM162 149V148H161ZM196 149V148H195ZM203 149H205V148H203ZM212 149H214L215 150V148H212ZM223 149V148H222ZM231 149H233V147L231 148ZM230 149V150H231ZM236 149V148H235ZM252 149V148H251ZM10 150V149H9ZM22 150V149H21ZM24 150V149H23ZM72 150V149H71ZM87 150H89V149H87ZM99 150V149H98ZM170 150H171V148H170ZM182 150V149H181ZM185 150V149H184ZM199 150V149H198ZM228 151H229V149H227ZM237 150V149H236ZM239 150H237V151H239ZM19 151V150H18ZM90 151V150H89ZM92 151V150H91ZM100 151V150H99ZM102 151V150H101ZM145 151V150H144ZM185 151H188V150H185ZM184 151V152H185ZM204 151V150H203ZM221 151V150H220ZM222 151H224V150H222ZM226 151V150H225ZM228 151H226V152H228ZM19 152H21V151H19ZM24 152V151H23ZM94 152V151H93ZM161 152V151H160ZM163 152V151H162ZM183 152V151H182ZM190 153H191V150L189 151ZM196 152H197V149H196ZM226 152H224V153H226ZM230 152H232V151H230ZM16 153H17V151H16ZM25 153V152H24ZM92 153V152H91ZM174 153V152H173ZM181 153V152H180ZM187 153V152H186ZM193 153V152H192ZM197 153H201V151L200 152H197ZM212 154H213V152H211ZM215 153H217V154H219V152H216V151H214V154ZM224 153H222V154H224ZM229 153V152H228ZM239 153V152H238ZM19 154V153H18ZM22 155H23V153H21ZM26 154V153H25ZM24 154V155H25ZM85 154V153H84ZM93 154H95V153H93ZM102 154V153H101ZM104 154V153H103ZM102 154V155H103ZM108 154H109V152H108ZM144 154V153H143ZM182 154V153H181ZM184 154V153H183ZM189 154V153H188ZM187 154V155H188ZM202 154H204V152L202 153ZM206 154H208V153H206ZM211 154V155H212ZM217 154H215L216 156H217ZM17 155V154H16ZM16 155H15V157H16ZM82 155V154H81ZM89 155V154H88ZM97 154H95V156L94 157H97L96 156ZM104 155H107V154H104ZM164 155H165V153H164ZM185 155V154H184ZM186 155V156H187ZM192 155V154H191ZM190 155V156H191ZM194 155V154H193ZM210 155V154H209ZM220 155V154H219ZM219 155H218V157H219ZM228 155V154H227ZM227 155H225V156H227ZM232 155V154H231ZM21 156V155H20ZM19 156V157H20ZM141 156V155H140ZM213 156V155H212ZM223 156V155H222ZM25 157V156H24ZM23 157V158H24ZM89 157V159H93V157H92V155H91V157L92 158H90V156H88ZM100 157V156H99ZM108 157H111V156H107V159H108ZM170 157V156H169ZM173 157H175V156H173ZM178 157H180V156H177V158ZM209 157V156H208ZM224 157V156H223ZM231 157V156H230ZM235 157V156H234ZM238 157V156H237ZM257 157V156H256ZM18 158V157H17ZM102 158V157H101ZM100 158V159H101ZM176 158V157H175ZM229 158V157H228ZM14 159V158H13ZM16 159V158H15ZM227 159V158H226ZM1 160V159H0ZM22 160V159H21ZM26 160V159H25ZM105 159H103V161H104ZM109 160L111 161L112 159H110L109 158ZM106 161V160H105ZM226 161V160H225ZM223 162V161H222ZM232 162V161H231ZM0 163H2V160H1V162ZM110 163V162H109ZM224 163V162H223ZM1 165V164H0ZM10 165V164H9ZM13 165V164H12ZM13 166H15V165H13ZM12 166V167H13ZM112 166V165H111ZM185 167H186V165H184ZM224 166H225V164H224ZM228 166H229V164H228ZM223 167V166H222ZM182 168H184V167H182ZM187 168V167H186ZM225 168V167H224ZM262 168V167H261ZM181 169V168H180ZM185 169V168H184ZM24 169L22 168V172H26V170H24ZM144 170H145V168H144ZM182 171H184L183 169H181ZM186 170V169H185ZM181 171V172H182ZM19 172H20V170H19ZM143 172V171H142ZM27 173V172H26ZM144 173H145V171H144ZM184 173V172H183ZM261 174V173H260ZM21 175V174H20ZM32 175H34V174H32ZM39 175V174H38ZM44 175V174H43ZM143 175V174H142ZM184 175V174H183ZM7 176V175H6ZM13 176V175H12ZM16 176V175H15ZM14 176V177H15ZM35 176H36V174H35ZM42 176V175H41ZM147 176V175H146ZM10 177H11V175H10ZM14 177H12V178H14ZM18 177V176H17ZM27 177V176H26ZM34 177V176H33ZM39 177V176H38ZM38 177H34L33 179L32 178H30V179H32V181H30L31 183H30V185L31 186H35L36 185V183H39L40 182V180H39V182H38ZM45 177H47L46 176V174H45ZM1 178H3V177H1ZM6 178V177H5ZM4 178V179H5ZM12 178H10L11 180H12ZM19 178L21 179V177L19 176ZM19 178H17V179H19ZM28 178V177H27ZM129 178V177H128ZM143 178H144V175H143ZM146 178V177H145ZM148 178V177H147ZM146 178V179H147ZM153 178V177H152ZM15 180H13V182L14 181H16V178H14ZM19 179V180H20ZM23 179V178H22ZM25 179V178H24ZM23 179V180H24ZM42 179H44V177L42 176ZM41 179V180H42ZM49 178L47 177V180H48ZM2 180V179H1ZM7 180V179H6ZM10 180V181H11ZM18 180V181H19ZM27 180V179H26ZM46 180V179H45ZM51 180V179H50ZM147 180H149V179H147ZM152 180V179H151ZM150 180V181H151ZM25 181V180H24ZM43 181V180H42ZM41 181V182H42ZM136 181V180H135ZM5 182V180L3 181V183ZM9 182V181H8ZM20 182V181H19ZM40 182V183H41ZM51 182H52V180H51ZM50 181H49V183H51ZM2 183V182H1ZM0 183V184H1ZM6 183V182H5ZM23 183V182H22ZM27 183V182H26ZM40 183H39V185H40ZM45 182H43V183H41V184H44ZM47 183V182H46ZM45 183V184H46ZM7 184H11V183H7ZM12 184H14V183H12ZM25 184V183H24ZM29 184V183H28ZM17 185H19V183L17 182ZM39 185H37V186H39ZM51 185V184H50ZM49 185V186H50ZM4 186H6V185H4ZM42 188H41V190L40 191H43L42 189H43V186L42 185H40ZM57 186V185H56ZM1 187V186H0ZM7 187V186H6ZM9 187V186H8ZM11 187V186H10ZM25 187V186H24ZM26 187H28V186H26ZM47 187V186H46ZM51 187V186H50ZM141 187H142V185H141ZM11 188H13V186L11 187ZM17 188H19V186L18 187H16V189ZM38 188V187H37ZM2 190H4V188H1ZM7 189V188H6ZM14 190H15V188H13ZM12 189V190H13ZM29 189V188H28ZM33 189H34V187H33ZM36 189V188H35ZM45 189V188H44ZM52 189H54V188H52ZM56 189H57V187H56ZM138 189V188H137ZM144 189V188H143ZM18 190V189H17ZM24 190V189H23ZM28 191V190H27ZM36 191V190H35ZM46 191V190H45ZM57 192V191H56ZM55 192V193H56ZM148 192V191H147ZM38 193V192H37ZM133 193V192H132ZM127 194V193H126ZM125 194V195H126ZM27 195V194H26ZM33 195H34V193H33ZM37 195V194H36ZM39 195V194H38ZM57 195V194H56ZM129 195V194H128ZM135 195V194H134ZM31 196V195H30ZM29 196V197H30ZM55 196V195H54ZM130 196V195H129ZM35 197V196H34ZM50 197H52V196H50ZM50 197H49V199H50ZM31 198V197H30ZM54 198V197H53ZM52 198V199H53ZM49 199H47V201L49 200ZM58 198L56 197V200H57ZM54 201H55V199H53ZM62 199H60V201H61ZM65 200H66V197H65ZM51 201V200H50ZM161 201V200H160ZM69 202V201H68ZM71 202H72V200H71ZM156 202V201H155ZM53 203V202H52ZM76 203V202H75ZM47 204V203H46ZM63 204V203H62ZM54 205V204H53ZM67 205H69L68 203H67ZM67 205H64V207H66ZM77 205V204H76ZM70 206H71V203H70ZM74 207V206H73ZM60 208H61V206H60ZM68 208H69V206H68ZM68 208H66V210L68 209ZM55 209H57V208H55ZM61 209H63L64 210V208L62 207ZM60 209V210H61ZM81 209V208H80ZM80 209H77V211L78 210H80ZM82 209H83V207H82ZM88 210H89V208H88ZM65 211V210H64ZM81 211V210H80ZM83 211V210H82ZM49 212V211H48ZM89 212V211H88ZM66 213H68L67 211H66ZM86 213V212H85ZM61 214V213H60ZM59 214V215H60ZM83 214V213H82ZM94 214V213H93ZM56 216L57 215H55V218H56ZM91 216V218H92V215H90ZM3 217V216H2ZM1 217V218H2ZM70 217H72L71 215H70ZM74 219H75V217H74ZM78 219V218H77ZM83 219H84V217H83ZM85 219H87V220H89L88 218H85ZM4 220V221H3ZM56 220H57V218H56ZM55 220V221H56ZM5 222L6 223V225H7V223L8 222H6L5 221V217H4V219L2 218V220H1V222ZM58 221H59V219H58ZM0 222V223H1ZM79 222V221H78ZM87 222V221H86ZM90 222V221H89ZM19 222H16L15 224H18ZM22 223V222H21ZM58 223V222H57ZM92 223V222H91ZM90 223V224H91ZM12 225H14L13 223H11ZM52 224V223H51ZM1 225H3V224H1ZM0 225V226H1ZM6 225H4L5 227H8V226H6ZM10 225V224H9ZM49 225V224H48ZM61 225H63V224H61ZM11 226V225H10ZM16 226V225H15ZM52 225H50L49 227H51ZM73 226V225H72ZM83 226V225H82ZM12 228L14 227V226H11ZM27 227V226H26ZM66 227V226H65ZM95 227H96V225H95ZM25 228V227H24ZM23 228V229H24ZM48 228V227H47ZM97 228V227H96ZM101 228H103L102 226H101ZM101 228H99V229H101ZM27 229V228H26ZM25 229V230H26ZM50 229V228H49ZM104 229V228H103ZM29 230V232H30V230L31 229H28ZM63 230L65 231V229L63 228ZM68 230V229H67ZM88 230V229H87ZM105 230V232L107 233V231H106V229H104ZM19 231V230H18ZM21 231V230H20ZM78 231V230H77ZM39 232V231H38ZM74 232H76V231H74ZM88 232V231H87ZM23 233V232H22ZM26 233H28V232H26ZM91 233V232H90ZM102 233H104V232H102ZM18 234V233H17ZM16 234V235H17ZM21 234V233H20ZM24 234V233H23ZM66 234V233H65ZM88 234V233H87ZM94 235H95V233H93ZM105 234V233H104ZM33 235H35V233H33ZM100 235V234H99ZM20 236V235H19ZM66 236V235H65ZM101 236V235H100ZM103 236V235H102ZM104 236H106V235H104ZM103 236V237H104ZM33 237V236H32ZM37 237V236H36ZM39 237V236H38ZM37 237V238H38ZM61 237V236H60ZM15 238V237H14ZM13 238V239H14ZM36 238V239H37ZM91 238V237H90ZM106 238V237H105ZM16 239H17V237H16ZM41 240V239H40ZM92 240H93V237H92ZM91 240V241H92ZM100 240V239H99ZM108 240V239H107ZM32 241V240H31ZM42 241V240H41ZM40 241V242H41ZM109 241V240H108ZM17 242V241H16ZM38 242V241H37ZM40 242H38L39 244H40ZM97 242V241H96ZM103 242V241H102ZM5 243V242H4ZM9 244V246H10V240H9V242H8ZM12 243H13V241H12ZM23 243V242H22ZM33 243H34V238H33ZM37 243V244H38ZM46 243V242H45ZM94 242H92V244H93ZM104 243V242H103ZM15 243H13V245H14ZM29 244H30V242H29ZM106 244V243H105ZM4 245V247H5V245L6 244H3ZM7 245V246H8ZM42 245L43 244H41V248H42ZM94 245V244H93ZM6 246V247H7ZM12 246V245H11ZM100 246H101V243H100ZM108 245H106V247H107ZM15 247V246H14ZM45 247H46V245H45ZM40 248V246H39V248H36V249H41ZM101 248H102V246H101ZM100 248V249H101ZM8 249V248H7ZM13 249V248H12ZM103 249V248H102ZM106 249V248H105ZM9 250V249H8ZM10 250H11V248H10ZM9 250V251H10ZM33 250H35V248L33 249ZM45 250V249H44ZM43 249H42V251H44ZM109 250V249H108ZM14 251V250H13ZM36 251V250H35ZM35 251H34V253H35ZM40 251V250H39ZM38 251V252H39ZM103 251V250H102ZM101 251V252H102ZM114 251V250H113ZM16 252H17V246H16ZM37 252V251H36ZM77 252V251H76ZM110 252V251H109ZM32 253V252H31ZM42 253V252H41ZM64 253V252H63ZM96 253V252H95ZM110 253H112V252H110ZM16 253H14V255H15ZM97 254L98 255H101L99 252H97ZM102 254H103V252H102ZM115 254V253H114ZM13 255V254H12ZM12 255H11V257H12ZM17 255V254H16ZM36 255V254H35ZM37 256V255H36ZM39 257H40V255H38ZM69 256V255H68ZM114 256H116V255H114ZM113 256V257H114ZM7 258H8V256H7ZM9 258H10V256H9ZM18 258V257H17ZM30 258V257H29ZM33 258H35V257H33ZM102 257H100V259H101ZM107 258V257H106ZM15 259H16V257H15ZM14 259V260H15ZM19 259V258H18ZM28 259V258H27ZM114 259V258H113ZM13 260V259H12ZM13 260V261H14ZM21 260V259H20ZM26 260V259H25ZM29 260V259H28ZM109 260H110V257H109ZM1 261V260H0ZM11 261V260H10ZM22 262H24L23 264H25L26 262L25 261H23V260H21ZM27 261V260H26ZM95 261V260H94ZM108 261V260H107ZM112 261V260H111ZM115 261H117V260H115ZM7 262H9L8 261V259H7ZM22 262H20V264L22 263ZM36 262H37V260H36ZM103 262H104V260H103ZM109 262V261H108ZM113 262V261H112ZM1 263V262H0ZM17 263H19V262H17ZM29 263V262H28ZM38 263V262H37ZM109 263H111V262H109ZM14 264V263H13ZM27 264V263H26ZM30 264H35V262H33L32 263V261H31V263Z\"/></svg>",
  "mask_w": 264,
  "mask_h": 264
}]
</instances>
